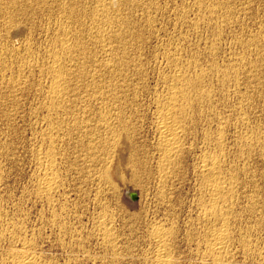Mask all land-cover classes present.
Wrapping results in <instances>:
<instances>
[{"label": "rangeland", "instance_id": "obj_1", "mask_svg": "<svg viewBox=\"0 0 264 264\" xmlns=\"http://www.w3.org/2000/svg\"><path fill=\"white\" fill-rule=\"evenodd\" d=\"M47 1H49V2H47ZM61 1H59V0H45V1L41 0V2H40V0H29V1H27V0H14V2H15L14 3V2H12V0H10V1L9 0H0V70L2 68L0 73H3V74H0V78L4 76L3 79L2 78L0 79L1 80L0 89H2V87H3V89H2L3 92L5 90H7L4 93L0 90V94L2 93V95H3V97L1 95L2 98L0 97V99H2V101L0 100V110L3 108L2 110L4 112L3 113L0 111V117H1L0 118V129H1L0 130V137L2 138V139L0 138V147L3 146L2 148L4 150L6 149L4 151L2 148H0L1 152H2L0 157L3 159L5 157V155H7V154L12 157V158L10 157L12 159V160H10L9 156L7 155L9 159L7 157H5L6 158V159H4L6 162L5 164H4V160L2 161V159H0L1 160L0 164H3L0 166H2V167L4 166V168L2 170L5 173L4 174L2 172L4 174L3 180H2L3 184L1 183V186H0V193H1L0 197H2V199L4 197L3 200L0 198V200H1L0 201V206H1L0 212H2V213H0L2 215V216L0 215V218H2V219H0V221L2 222V223H0V264H20L19 259H22L25 256L28 258H31L34 261V264H157V261H156L157 260V254H159V253H161L163 256H165V258L170 262L169 264H217V263L218 264L219 263L220 264H264V158H263L264 157V77H263V73H262V72H264V66H263L264 65V59H263L264 58V56H263L264 55V48H262V47H264V39H263L264 38V35H263L264 32L262 33V29L264 31V26H262V25H264V0H247L251 4L249 2L247 4L246 0H183V1H181V0H177V1H175V0H171V1L170 0H168V1H165V0L164 1L163 0H151V1L150 0H147V1L143 0L142 1L143 3L141 2V0H132V2L130 4L123 6L124 9H123V7L120 9L122 11V12L120 11V13H123L122 14L123 16H125V15L128 16V17L125 16L127 19H125V17H122V15L120 14L121 15L120 17H122V19H121L122 21H120V23H118V22L115 23L113 21V24L112 23L109 24L111 26L113 25L112 28L113 27L116 28L117 26H119V27H117L118 29L117 28L116 29L113 28V29L117 30V32L119 31L122 34H120L118 32L119 34H117V36L118 35H120V36L113 39L111 42V46L113 45V42H114V45L111 47L112 50H114L116 47L118 48V49L116 48V50H114L112 52L113 57H111V59L114 62L116 61L115 62L116 65H115V67H112L113 69L109 68L107 70H106V68L101 67L102 65L100 66V64L104 61L103 55L100 54L101 53L100 49L102 48V44H100V47H101L100 48V47H97L99 45L95 46L96 44H99V42L93 41V39L95 40V38L93 37L94 33H92L93 29H94L92 26V25H94L93 24L94 21H93V19H91L90 16H92L91 13L96 9V8H94L95 4H97L96 0H95V2H94V0H81V1L79 0L78 2H76L77 0L76 1L70 0L71 2L67 0L69 4H67L66 3L67 1L64 0L65 2H63V4L67 5L69 9L67 8V6H65L63 4L61 5ZM138 1H140V2H138ZM197 1H199V4H201V7L199 6ZM219 1H221L222 3ZM225 1H226V3H224ZM17 2L20 3V7H19V4ZM34 2H37V4H34ZM46 2L48 5L46 4ZM72 2H74L75 4ZM135 2H137L138 4ZM242 2H245V3H242ZM11 3H13V4L11 5ZM50 3L52 5H50ZM70 3L77 5V6L73 8L72 6H74V5H71ZM139 3H140V5H139ZM145 3H147V4L144 5ZM156 3H157V5H156ZM202 3H204V4H202ZM31 4H33L32 6L34 8H32ZM44 4H46V5H44ZM132 4H133V6H132ZM149 4L151 5L152 9L148 8V7H150ZM218 4H219V7H221L224 10H222L221 8L219 9V7H217ZM227 4H228V7H227ZM239 4H240V6H239ZM58 5H61V7L63 9H65V11L61 10L62 8ZM224 5H225V7H222ZM22 6H24V9ZM29 6H31V8ZM48 6H49L48 10L51 13L48 10H46L48 8ZM69 6H71V8H72L71 10H70ZM137 6L139 8H137ZM145 6H146V8H145ZM164 6L167 8H165ZM78 7L80 9H78ZM133 7H136V9ZM156 7L157 8L160 7V9L156 10ZM163 7H164V9H163ZM244 7L246 10H244ZM27 8H29V10ZM128 8L129 9L131 8V10L126 11L125 9H128ZM147 8L151 9L152 11L154 10V13L151 10H148ZM200 8H203V9L201 10ZM213 8H214V11H213ZM67 9H68V11H67ZM74 9H76L77 11ZM137 9H139V10L141 9L140 10L141 13L139 12V10L136 11ZM227 9H229L230 12H228L229 10H227ZM231 9H233V13L231 12L232 11ZM16 10H17V12H16ZM52 10H53V12H52ZM142 10H145V12L143 13ZM146 10L151 12L150 13L147 11V14H146V15H148L150 13L148 16L151 20H148L149 19V18H147L148 16L145 15ZM164 10H165V12H164ZM199 10H201V11H199ZM217 10L219 13L217 12ZM18 11H20V12H18ZM44 11L46 12V14L48 11V14L47 15L42 14V13H45ZM62 11H63V13H62ZM69 11H70V13H69ZM156 11L157 12L159 11V12L157 13ZM160 11H161V13H160ZM175 11H177V12L180 11V12H178V14H177V12H175ZM212 11L215 14L212 13ZM124 12H126V13L124 14ZM134 12H136V13L134 14ZM182 12L183 13L185 12L184 15H182L183 14ZM77 13H79V15L82 14L81 15L82 17L79 15L77 16ZM83 13L85 14L84 16H83ZM169 13H171V14H169ZM179 13H180V15H179ZM210 13H212V14L210 15ZM216 13H218L219 17L217 16ZM223 13H225L226 15ZM139 14L143 15V17H142L143 19H141L142 15L139 17ZM175 14H177V15H175ZM185 14H188V15H186V21L184 22L183 20L185 19L184 18ZM228 14L230 16H227ZM73 15H75V17ZM214 15H215L216 19L213 18ZM9 16L11 18H13V21L11 20V18ZM153 16L154 17L158 16V17L154 18ZM162 16L165 18H163ZM223 16H227V17H223ZM69 17H70V19H72L75 22H73L72 20H69ZM217 17L219 20L217 19ZM66 18H67V20H66ZM123 18H124V21H123ZM144 18H145L146 22L144 21ZM156 18H157V20H156ZM90 19H91L92 23H91ZM220 19H222V20H220ZM131 20L133 22L136 20L137 21H136V23H133V22H131ZM127 21H129V25H130L129 27H127L128 26V23L126 24ZM147 21L149 24L151 22L152 25L151 24H150L151 26L148 25ZM75 23H77V24H75ZM138 23H139V25H138ZM73 24L77 25L78 27L73 25ZM124 24H126L125 27L122 26ZM68 25H70L71 28L70 27L67 28ZM80 25L82 26L81 27L82 29L79 27ZM103 25L106 28V26L108 24L105 26V23H104ZM142 25L144 26V28ZM73 26H74V28H73ZM133 26H134V28H136L134 31H133V29H134ZM260 26L262 27V29L260 28ZM154 27H155V29L152 32L151 30ZM12 28L15 30L16 29L18 30V31L16 30L17 34L15 35L17 37L11 35V34H13V32H15V30L13 31ZM76 28H79L80 30L78 31V29H76ZM128 28H130V29H128ZM138 28H140V29H138ZM148 28L150 29V31L147 30ZM68 29L70 30V32L68 31ZM74 29H76L77 33L75 32ZM110 29H111V27H110ZM115 30H113V31L116 32ZM129 30H131V33L133 32L132 33L133 35H131ZM156 30H157V32H156ZM258 30L261 31V33H262L261 35H263V36H261L259 34L260 32ZM5 31H7V32H5ZM73 31L76 34H74ZM122 31H124V32H122ZM148 31H149V33H148ZM78 32H81V33H79V35H77ZM214 32H215V34L216 33L217 34L214 35ZM218 32H219V35H218ZM67 33H68V35H67ZM69 33L70 34L73 33V34L69 35ZM144 33L146 36L144 35ZM257 33L259 35L258 36L256 35L254 37V35ZM63 34H64V36H63ZM124 34H125V36H124ZM8 35H10V36H8ZM80 35H82V36L80 37ZM121 35H122V37H121ZM126 35H128L130 37L133 36L131 38L133 41L129 39L130 37H128V36L126 37ZM251 35H253V36H251ZM90 37H92V39ZM124 37H126V38H124ZM258 37H259V39H258ZM64 38H66V39H64ZM70 38H71V40H70ZM122 38H123V40H122ZM145 38H147V39H145ZM247 38H249V39H247ZM117 39L120 40V42H122L124 40L126 42H122L121 44H118L119 42L117 41ZM246 39H247V41H246ZM74 40H76V41L80 40L78 42H81V43L77 44V42ZM141 40H143V41L141 42ZM145 40H147V41H145ZM95 41H97V40H95ZM129 41H132V42H129ZM249 41L251 42L250 43L251 45L249 44ZM254 41L255 42L257 41L258 44L260 42L261 43L259 45H255V44H257V42L255 43ZM74 42H76V43H74ZM168 42H170V43H168ZM247 42L250 46L247 44ZM253 42H254V44H253ZM63 43H65V45L67 47L73 46L72 48L70 47L72 49L71 53L75 54V56L79 57V58H75L76 60H74L75 56H73L71 53H69L70 55L73 56L72 57V56L68 55V53H65V50H64L65 45H63ZM66 43H68V44H66ZM136 43H137V45H136ZM244 43L247 45V47L248 46L249 47L245 48L244 46H246V45H244ZM116 44H118V45L116 46ZM129 45L132 47V49ZM80 46H82L84 48L82 49ZM120 46H123L125 51L126 50L127 51L125 52L124 49H123L124 52H122V50L120 51L119 50ZM141 46H143V47H141ZM256 46H258V48L261 51ZM31 47H33V48H31ZM79 47H80V49H79ZM123 47H120V49H122ZM28 48H29V50H28ZM73 48H75V49H73ZM97 48L98 49L100 48L99 49L100 51L96 50ZM136 48H140L139 52H137L138 50ZM176 48H178V50L180 49L179 50L180 53ZM254 48H255V51H254ZM76 49L78 51H75ZM142 49H144V50H142ZM175 49H176V51H175ZM7 50L12 52V53L8 52ZM12 50L15 52L16 55L14 54V52ZM26 50H28V51H26ZM141 50L144 52H142ZM23 51L26 53H24ZM30 51H33V52H30ZM73 51H75V52L73 53ZM79 51L82 52L83 55H82V53L80 54ZM98 51H99V53H98ZM116 51H118V52H116ZM131 51H132V53H131ZM140 51H141V53H140ZM153 51H155V52H153ZM158 51H159V53H158ZM120 52H122V54ZM177 52L179 54H177ZM257 52H259L258 54H260L259 57L263 56V58L261 57L258 59ZM21 53H22V55H20ZM78 53L80 55H82V57L80 55L77 56ZM113 53H115V55ZM116 53H119V54H116ZM127 53H128V55H127ZM136 53H139L140 56H139V54H136ZM170 53L172 56L176 57L177 61L175 60V57H172L171 55H169ZM8 54L9 55L11 54L12 55V56L10 55L11 57L16 56V58H20V59H16V61L19 62V65H18V62L16 63V61L13 60L15 58H10V56ZM90 54H92V55H90ZM96 55L98 58L96 57ZM126 55H127V57H126ZM129 55L130 56L132 55V58L134 57L133 58L134 60ZM166 55L168 57H165ZM68 56H70V57H68ZM100 56L102 57L103 60L101 59ZM115 56H117L118 61L114 60V59H116ZM23 57H24V59H23ZM25 57H28V59L27 58L25 59ZM56 57L60 58V60H61V61L58 60L59 62H61V72L66 71V73L62 72L66 76H64L63 74L61 76V78L64 76L63 77L64 86L66 87V85H69V86H67L68 88L67 87L65 88L66 89L65 93H64L65 95L63 94L64 97L66 95L67 96L64 98V97H62L63 95L62 96L60 95L59 98L60 99L62 98V100L58 99L57 103L54 101L53 95L52 94L50 95V92L52 93L51 88H52L53 83H54L53 82L54 81L53 74H50V73H52L53 70L57 66L55 64ZM119 57H122L121 59H123V61ZM136 57L140 58V59L142 58V59L138 61L136 59ZM252 57L254 58L253 60H252ZM96 58L98 59L97 62H95L97 60ZM105 58L107 59V57H105ZM172 58H174V59H172ZM256 58H257V60H256ZM78 59L80 60V62ZM166 59H167V61L169 60L167 63L171 67L167 65ZM26 60L30 61V63L27 62ZM70 60H72V62ZM249 60H252V61L250 62ZM73 61L75 63L77 62L76 64H78V63L81 64L83 67L81 65L79 66V64L75 65V63ZM89 61H90V63H89ZM131 61L134 62V64ZM171 61H173V62L171 63ZM20 62H22V63L20 64ZM118 62L121 63L122 66H121V64L119 65ZM128 62H129V64H127ZM141 62L142 63L145 62L146 65L143 64V66H142ZM176 62H180L177 64L181 65V67L180 66L179 67L182 69H180L178 67V65L175 64ZM252 62H254V63H252ZM257 62L260 66L257 64ZM11 63L12 64L14 63V64L12 65ZM25 63H26V66L25 65L23 66V64H25ZM27 63H29V65L32 64L34 67L31 65L29 66ZM73 63H74V65H72ZM92 63L94 64V66ZM97 63H98V65H97ZM135 63L137 66L135 65ZM247 63H249V66L247 65ZM37 64H38V66H41L39 68H42V70L39 69L38 66H36L37 68H35V65H37ZM117 64L119 65V67L121 69L119 68V70H118ZM123 64H125V65L123 66ZM130 64H132V66ZM255 64L257 67L254 66ZM6 65H7V67H3ZM20 65H21V67H20ZM69 65L71 66V69L73 67V69H74V70L72 69L73 72L70 69ZM95 65H96V67H95ZM133 65L136 66V67L134 66V72H133ZM138 65L139 66L141 65V67H144V69H142L140 67V69H141V71H140V69L138 68L139 67ZM172 65H173V70L171 71ZM251 65L253 66V68L256 67L253 70H254V72L256 71L257 73H254L252 69H248L249 67L251 68ZM27 66L29 68L33 67V68H31L32 70L27 68ZM45 66L47 68H45ZM65 66H67V67H65ZM78 66H79V68H78ZM113 66H114V64H113ZM183 66H185V67L183 68ZM17 67L20 70L19 69L16 70ZM23 67H25V68L22 69V71H21V68H23ZM80 67H82V68L80 69ZM99 67H100V69H99ZM126 67H127V69H126ZM131 67H132V69L130 70ZM186 67H187V69L189 68L188 69V71L190 70L189 72H187ZM260 67H263V69L262 68L260 69ZM13 68L15 70H11ZM102 68L105 70V72L103 71ZM128 68H129V70H128ZM135 68L139 69V71L138 70L136 71ZM178 68L180 70L184 69V72L188 73V74L187 73L185 74L184 72H183L184 74L182 73L183 74L182 80H184V81L181 80V82L178 84L179 87L177 86L178 88L183 87L186 84L187 80L193 82L189 87L190 90L188 91V92H190L192 90L193 93H191L192 92L191 91L190 92L191 94L188 93V96H191L192 94L193 95L191 97L187 96V100H186V98H184V99L181 98L180 99L181 102H180V100L178 102L179 107H181V104H184L183 106L187 107L188 111L186 110V113L188 112L187 113L188 116H186V117L191 118V120H193V121L190 120V122H189V119L186 120L187 118L185 117V120L187 122L184 120L185 130H184L183 134H185L186 136L182 137V138L184 140L185 139L186 140L184 141L183 139H181L183 142H185V143H181L182 144L181 146H183L181 148L183 149L185 147L184 148L185 151H184V149L183 150L181 149L182 150L181 152L183 153V151H184V154H182L180 152L181 155L177 156V158H178L177 161H179L180 163H178L176 161L175 165L170 167V169H169L170 171L169 170L167 171L168 175L166 176L165 180L169 179V181H171L169 183V181L167 182L165 180L159 181L160 177H161V175H160L161 170L160 171H158V170L160 169L161 158L159 157L160 144H159V138H158L159 134L157 131V122L158 121L157 122H155V121H156V119L158 120V118H159L160 108H162V106L163 105L165 106V104H166L165 101H167V96H169V94L172 90V86L174 85L170 80L172 79V77L175 74L176 75L178 74ZM216 68H219L217 70L218 71L220 70L221 73H220V71L218 72L216 70ZM243 68H245V69H243ZM257 68H259L260 71ZM43 69H44V71H43ZM46 69L47 70L49 69V70L47 71ZM94 69H96V70H94ZM114 69L115 70L117 69V70L115 71ZM125 69L128 70L129 72L130 71L131 72L127 73V71ZM3 70H5L7 73H5V71H3ZM33 70H36V71H33ZM75 70H77V71L79 70V73L76 71L78 76H77L76 72H74ZM100 70H101V73H100ZM223 70H224V72H223ZM248 70H250V71L247 72ZM23 71L25 72L24 73L25 76L23 75ZM32 71L36 72V73H33ZM39 71H41L42 73L44 72V74H42V73L40 74ZM98 71H99V73H98ZM111 71H113V73ZM114 71H115V73H114ZM144 71H145V73H144ZM16 72H18L19 75H18V73L16 74ZM80 72H81V74H83V76L80 74ZM107 72H108V75H107ZM109 72H111L113 75L111 73L109 74ZM117 72L120 74V76H119V74H117ZM122 72L125 75H123ZM135 72L138 75L135 74ZM213 72H215V73L217 72L216 75H215V73L212 74ZM245 72L247 73V75H249L251 77V82H250V78L246 75ZM31 73L33 74L32 76H30ZM48 73H49V76L47 75ZM103 73H105V74H103ZM201 73H203V74L201 75ZM218 73H219V75H218ZM13 74H15L16 77L12 76ZM27 74H30V75L28 76ZM94 74H95V76L96 75H98V76L95 78ZM101 74H103L104 76L102 75V77H101ZM114 74L115 75L117 74V76H119V77L117 78L115 76V78H116L115 79ZM126 74H129L127 76V78L129 77L128 79L125 77ZM141 74L144 75V76H142V78H141V76H139ZM190 74L192 75L191 77H190ZM199 74H200V77H199ZM221 74L224 76L223 78L221 77L222 76ZM225 74H227L226 76L229 77L230 80H228L229 78L225 77ZM235 74H237V75H235ZM253 74L257 75V76L261 75L260 76L261 78L258 76V78L261 79V82ZM17 75L19 77L21 76L19 78V80L17 79L18 78ZM37 75H40V76L38 77ZM43 75H44V77H43ZM121 75H123V76L121 77ZM186 75H188V76L186 77ZM203 75H206V77L204 76L205 77L204 78ZM46 76L49 78L47 79ZM69 76H70V78H69ZM81 76H82V80H80ZM138 76H139V78H138ZM216 76L217 77L219 76L220 78H217L218 79L217 80ZM253 76L256 79H258V81L255 80V78ZM12 77L14 78V81H13ZM197 77H199L200 80L202 78V81H200L201 85L198 81L195 80ZM5 78H6V82H5ZM15 78H16V80H15ZM37 78H39L40 82L38 81V83H37L35 81L36 82L35 83L34 80H38ZM42 78H43V80H42ZM104 78H105V80H103ZM122 78L124 80H122ZM166 78L170 79V80L167 79V80H169V83H167L168 81L166 80ZM235 78H238V79H235ZM10 79L14 83H12L10 81ZM23 79L25 80V82L27 80V83H24ZM83 79H84V82H83ZM96 79H97V81H96ZM99 79H102L105 82L104 83L101 80L102 83L104 84V86L102 85L101 82H98V81H100ZM222 79H224V80L227 79L226 80L227 83ZM8 80L10 82H7ZM120 80H122L123 85L121 84ZM128 80L131 81L132 83L130 82L131 84H128L129 83V82H127ZM252 80H255V81H252ZM18 81L20 84L18 83ZM42 81H45V82L42 83ZM65 81L68 84H66ZM91 81L93 83H91ZM124 81H126L125 83L127 85L124 83ZM228 81H230V82H228ZM77 82H79V83H77ZM220 82H221V84H220ZM1 83L4 86H1ZM23 83H24V85H23ZM50 83H52V84H50ZM70 83H71V86H70ZM74 83H76V85ZM106 83H108V85ZM117 83H119L120 85ZM183 83H184V85H183ZM234 83L237 85H235ZM252 83H254V85ZM258 83H259V86L260 85L262 86V88H260V87H258V85H256ZM5 84H7V86L10 85L9 87L11 90L9 88H7ZM11 84L12 85L14 84L13 85L14 89L11 88L12 87ZM17 84H19V87ZM27 84H28V86H27ZM36 84L38 86H36ZM42 84H43V86H42ZM72 84H74V85L72 86ZM96 84L99 85L98 86L99 88H97ZM196 84H198L197 85L198 87L195 86ZM20 85H21V87H20ZM31 85H33V86H31ZM91 85H92L93 89H92ZM109 85H112V86H109ZM113 85H115V88ZM121 85H122V87H121ZM129 85H131L132 88L128 87ZM248 85L251 86V89H249L250 87L247 88ZM252 85H253V87L257 86V88H254V90H253ZM23 86H25V87L23 88ZM40 86H42V87H40ZM111 87H113V88H111ZM127 87L131 88V91H130V89L127 91L126 90V89H128ZM196 87L198 88L199 91L201 90V92H199ZM5 88H7V89H5ZM15 88L16 89L21 88L19 90V91L22 90V92H20L21 95H19L18 89L16 90ZM26 88H29V89L26 90ZM110 88L113 89L112 92H111ZM91 89H92V91H91ZM101 89H103V90H101ZM104 89L106 91H104ZM108 89H109V91H108ZM119 89L123 90V91L126 90L127 92L124 91V95H123V94H121V91ZM12 90H14V91H12ZM95 90H97V91H95ZM202 90L204 93L202 92ZM250 90H252V91H250ZM9 91H12V92L9 93ZM69 91H72V92H70V94H69ZM93 91L95 94L92 93ZM102 91H103V93H102ZM107 91L109 92L110 97L108 96V93H106ZM123 91H122V93H123ZM90 92L93 95H91ZM96 92L97 93L100 92L102 96L105 95L104 98H102V96L98 95ZM113 92H115V93H113ZM118 92L120 93L119 95H118ZM125 92L129 93V94H126ZM105 93L107 94V97H109V100L106 97ZM194 93L197 94V96H194L195 95ZM205 93H207V95ZM8 94L10 95V97L8 96ZM16 94L20 98L19 97L16 98V96H17ZM114 94H116V95H114ZM5 95H7V96H5ZM48 95L52 96V98H50ZM120 95L123 96L124 98L123 97L120 99L117 98V97H121ZM246 95L249 96L248 98H250L251 101L248 100V98H247V101L245 100V97H247ZM99 96H101V99H99L100 98ZM200 96L204 97V98H200ZM205 96H207V97L205 98ZM12 97H14L15 99ZM111 97L117 98V99H115L116 101L113 100V98H111ZM125 97L129 98L128 101H126L127 98H126V100H124ZM195 97H196V99H195ZM198 97H199L200 101H199ZM225 97H226V99H225ZM4 98H6V99L10 98L13 100H10V99L6 100ZM47 98H48L50 105L54 104V105H52L53 107L49 106ZM92 98H93V100H92ZM193 98H194V100H193ZM210 98L211 99L213 98V100H211ZM242 98L244 100H242ZM52 99H53V102L51 103L50 101ZM188 99H189V102H187ZM107 100H108V102L109 101L112 102V100H113V102H112L113 105L110 102L109 103L105 102ZM4 101H5V103H4ZM59 101H61V103L63 101V104L61 107H63V109L65 111H68L67 113L69 115L66 112H64V110H62V109L60 110L61 107L60 108L58 107L60 105V104L58 105ZM65 101L66 102L68 101L67 105H66ZM87 101H88V103H87ZM90 101L92 103L97 101V102H95V104L97 103L98 105L89 103ZM99 101H100V103H99ZM114 101L117 103V105ZM118 101L120 103H122L119 106H118V104H119ZM192 101L194 103L196 102V105L198 103L197 101H199L200 103H198L199 105L196 106ZM6 102L8 105L6 104ZM10 102L13 104L12 105L13 108L9 105V104H11ZM45 102H47V104H48L46 107H45V105H46ZM210 102H212L211 105H210ZM15 103H16V105H15ZM44 103H45V105H44ZM86 103H87V105L88 104L89 105L85 106ZM107 103L109 104L110 107L108 106ZM124 103H126V106L127 105L128 106L125 107ZM128 103H130V105ZM187 103H189V104H187ZM190 103H192V104H190ZM248 103H249V105H248ZM3 104L7 105L6 110H5L6 105L4 106ZM101 104L103 106L105 105L104 107L107 106L110 109H112V108H113V110L115 109L113 111L114 114H116L120 110V109H118V111H117L116 109L121 108V106H122L123 108H121V111H119L121 113V116L125 112L124 107L127 108V110L125 112L126 114H123L124 116H122V117L119 116L120 120H118L116 122L115 120L118 118L116 116L117 118L116 117L113 118L114 120L112 121V123H114L113 127L115 128L114 132L115 131L117 132L119 130L118 132L120 134L118 132H117L118 134H115L116 132L113 134V133L108 132V131L100 132L104 129L103 126H101V125H103V121H101L103 119L102 116H104L103 112L101 111L104 107H102ZM55 105H57V106L54 108ZM99 105L101 106L102 109H99ZM191 105H193L194 108L196 107L197 109H194L193 106L191 108ZM41 106H44V107H41ZM48 106H49V109L53 108L52 109L53 111H51V109L49 111ZM65 106H67V108H65ZM92 106L94 108H92ZM96 106L98 109L96 108ZM188 106H190V108H188ZM198 106L201 107V108L199 107L201 115L196 114V113H198L197 111L199 110ZM68 107H70V110ZM128 107H130V108L128 109ZM43 108L44 109L46 108V109L44 110ZM56 108H57V110H56ZM85 108H88V110L86 111ZM91 108H92V110L93 109L94 110L92 111ZM54 109L58 112H54ZM83 110L85 113L81 112ZM89 110H91V111H89ZM122 110H123V112H122ZM189 110H190V112H189ZM194 110H196V113L194 112ZM14 111H16V112H14ZM59 111H62V113H60ZM94 111L99 112V113H97V115L100 114L101 116L98 115L100 118L96 117L97 115L94 113ZM100 111H101V113H100ZM5 112L8 114H6ZM10 112H12V114ZM47 112L49 113V115L47 114ZM50 112H52L53 114H51ZM86 112H87V114H86ZM2 113L6 114L5 115L6 118L8 116H11V115L12 116L14 115V116L8 117V120H7L6 118H4L5 116ZM54 113L60 114L61 115V116H59L60 118L59 117L57 118V114H54ZM129 113H131V114L133 113L132 116ZM63 114L66 115L65 116L66 118L63 116ZM88 114L90 116L95 114V115H93L95 117L94 119L99 118L98 120L101 121V122L99 121L101 125H99V122L98 121L96 122V120H94V123H93L92 122L93 116H91V119H92L91 120L90 116ZM127 114H129V115H127ZM202 114H203V116H202ZM51 115H52V117L50 118ZM53 115H54V117L56 115L55 118L58 120L53 118ZM196 115H198L199 117H197ZM204 115L208 116V118L212 116V118L205 121L204 119H207V117L204 118L205 117ZM217 115H218V117H217ZM67 116H69V117H67ZM75 116H76V118L77 117L78 118L73 119L72 117H75ZM191 116L194 118L196 116L199 119H197V118L192 119ZM46 117L50 118V119L49 118H47V119L52 121V122L50 121L52 125L49 124V121L46 119ZM61 117L63 118L62 119L63 123L59 120V119H61ZM81 117H82V119H80ZM221 117L223 120L221 119ZM9 118H10L11 122L14 123V125H13L14 127L10 126L12 124H11ZM123 118H125V119H123ZM126 118L128 120H131V121H132V119H134V120H133V122H131V121L128 122V120ZM226 118H227V122L224 120ZM12 119H13V121H12ZM122 119L125 121L126 124L124 122H122L123 121ZM196 119L199 120V123L201 125L199 123H197ZM211 119L214 120V122L210 121ZM54 120L57 123L59 122L58 125H57V123L53 122ZM87 120H89L91 122L89 123V121H87ZM126 120H127V122H126ZM194 120H196V122ZM220 120L223 122H221ZM46 121H47V124H49L50 126H48L46 124ZM66 121H67L68 125H66ZM81 121H82V125H81ZM86 121H87V123H85ZM120 122L122 123V125L118 124ZM193 122H195V123H193ZM211 122H213L215 125H213V123H211ZM220 122L222 124H219ZM53 123L56 124L57 126L54 125ZM70 123L73 125H71ZM91 123H93V125L95 127ZM95 123L98 124L100 127H102V130H100L101 128L99 126L97 127L95 125ZM7 124H9V125L7 126ZM75 124H78V125H75ZM86 124H87V126H86ZM88 124L89 125L91 124V126H88ZM131 124H134V125L132 126ZM188 124L192 125V126L190 127ZM194 124H195V126H198L197 129H196V127L194 128ZM17 125H19V126H17ZM64 125H66V128ZM114 125H116V126H114ZM126 125L128 126L127 130L129 129V126L132 127V128L130 127L132 129V131H131V129H129L131 131V132L129 131L130 133L127 130L126 131L128 133L125 131ZM9 126H10V129L8 128ZM59 126L64 127L65 130L63 128H60ZM120 126L122 128L125 127L123 132H122L123 129ZM185 126H187V127H185ZM17 127L19 128L18 131H16ZM56 127H58V128H56ZM79 127H81V129ZM88 127H90V128L94 127L93 131ZM96 127H97V129L94 130ZM116 127L118 129H116ZM133 127L134 128L136 127V128L134 129ZM206 127H208V128H206ZM220 127H222L223 129ZM11 128H13V129L15 128L14 129L15 131L12 130ZM42 128L43 129L45 128V130L47 132H50V130H52L54 132L56 129L57 130L60 129L59 131H61L63 129L64 132L63 131L59 132V135L57 134L58 133L57 130L55 131V133L57 134L56 135L57 141L60 138H65V140L60 139V141L62 143H60V141L57 142L56 140H54L52 142V139H54V137H55L54 136L55 133H54V135H52L53 137L48 136L49 133L44 131ZM75 128H78V129H75ZM120 128L122 129L121 131H120ZM187 128L189 129V132H191V130L193 128L196 129V130L193 129L196 133L193 132V130H192L191 133L187 132V134H186V131H188ZM40 129H42V130H40ZM66 129L67 130L69 129V131H71L73 134H77L75 132H78L79 135L80 134L81 135L79 137L78 134L73 135L71 132L68 131V132H66V134H68V137H67V135L65 134V131H67ZM79 129L82 131L81 132L77 131ZM83 129L85 132L83 131ZM221 129L223 131H221ZM218 130H220V131H218ZM4 131L7 133V135H6V133L4 135ZM12 131H13V133H15L14 136H12ZM19 131L21 132V134H19L20 133ZM40 131H41V134H40ZM42 131L44 132V134L46 132L47 135H44L42 133ZM87 131L91 135L96 136V137L94 138L93 136H91L89 134L91 136V138L93 137L92 138L93 140H92L91 138H89V136H86L88 134ZM1 132H3L2 135H1ZM9 132L11 135L8 134ZM38 132H39V134H38ZM86 132H87V134H86ZM91 132H93V133H91ZM98 132L100 133L101 136L99 135ZM107 132L109 134H107ZM223 132H224V136H223ZM122 133H123V135H122ZM124 133H127V134H124ZM188 133H189L190 137L188 136ZM193 133H195V134H193ZM206 133H209L210 135L209 134L206 135ZM16 134L18 136H16V138H15ZM64 134L66 136H61ZM129 134L130 135L133 134V135L129 136ZM191 134H193V135H191ZM220 134H222V135H220ZM37 135H41V136H37ZM83 135L86 136L87 138H89L90 140L87 139L86 137H84ZM98 135H99V139H102V141H100V143H98L99 142ZM108 135L111 137L112 141L109 140L110 138L107 139ZM113 135H116L115 137H117V135H118L121 139L120 142L118 141L119 138L118 137L115 138ZM205 135L207 137H209V139H207V137L204 139ZM8 136L12 139H10ZM20 136H21V138H19ZM25 136H27V137H25ZM46 136H48V138H44ZM58 136H59V138H58ZM112 136L115 139H113ZM122 136H123V138H121ZM124 136H126V138H124ZM132 136H135V137H132ZM218 136H219V138H218ZM5 137L10 139V140H13L14 138L15 139L11 142L10 140L6 139ZM40 137H41V139L43 138V140L39 139ZM74 137H75V139H74ZM105 137L108 141L105 139ZM129 137L132 138V141H131V138H129ZM71 138H73V139H71ZM85 138L88 140V142ZM35 139H36V141H35ZM44 139H48V141L44 140ZM127 139L131 141L133 146H132V144H129L130 142L128 143ZM220 139H223V140H221V142H220ZM251 139H252V141H251ZM1 140L2 141L4 140L3 141L4 143L9 141L7 143L10 145H8L7 143L3 144V142L1 143ZM19 140H22V142ZM68 140L71 142H74V143L76 140V143L75 144L71 143ZM79 140H82V141L79 142ZM113 140L117 141L118 143L117 142L112 143V142H114ZM188 140H189V142H188ZM211 140H213V141H211ZM257 140L259 143L257 142ZM37 141L39 143H37ZM41 141L43 143L48 144V145L42 144ZM64 141L67 143H65ZM93 141L96 143H93ZM105 141H107L106 144H109V145H107L108 147L106 146ZM205 141L209 142L211 144V146L209 143H206ZM217 141H219L220 143L217 144ZM245 141H246V143H245ZM13 142H15V143H13ZM55 142H56V144L58 143L57 145L59 147L57 145H55ZM77 142H79V143H77ZM81 142H83V143H81ZM253 142H254V144L255 143H258V144L253 145ZM40 143H41V145H38ZM101 143H102V145H101ZM134 143H137V146ZM213 143H214V145H212ZM61 144H64L66 147L64 145H61ZM71 144H72V146H71ZM86 144H88V146H92V145H95V146L89 147L92 150L91 151L90 149H88V146ZM103 144L107 148H109V150L111 148H112V150H115L114 152L111 150L113 152V154H115V155L113 156L112 152H110L107 148H105V146H103ZM157 144L159 145V147L157 146ZM219 144H221V145H219ZM222 144L223 145L226 144V145L223 146ZM13 145H15V146H13ZM68 145H70V146H68ZM81 145H82V147L79 148V146H81ZM117 145H119V146H117ZM5 146H7V148ZM10 146L13 147V150L10 149V148H12ZM37 146H39V147L36 148ZM51 146L53 148L57 147L56 149L54 148L55 151H52L53 149L50 148ZM74 146H76V147H74ZM109 146H111V148ZM46 147L49 148L50 150L45 149ZM68 147H70V148H68ZM83 147L86 148V150L87 149L90 150L91 152L89 151L90 153H88L87 152L88 150L87 151L85 149L83 150ZM100 147H102V149H100ZM113 147H115V148L113 149ZM131 147L134 148L135 150L131 149ZM216 147H218L217 150H216ZM221 147H222V149H221ZM33 148H34V152H33ZM74 148L75 149L77 148L80 151L77 149L75 150ZM95 148H97V149L99 148L98 150L100 152ZM104 148L107 150V153L105 152ZM223 148H224V151H223ZM94 149L97 151L96 153H95ZM58 150H60V151L63 150L62 152H64V150H65L66 152L60 154L59 153L60 151L58 152ZM133 150L136 152H134ZM6 151H9V152L7 153ZM14 151H16V152H14ZM44 151H45V153H44ZM93 151L95 154L92 153ZM130 151L131 152L133 151L131 154L134 153L135 156L131 155ZM12 152H14V154ZM35 152H37L38 156L35 154ZM118 152H120V154ZM81 153L83 155H81ZM123 153H125L127 156L125 154L123 155ZM212 153H214V154H212ZM58 154H60V155H58ZM67 154H68V156H67L68 158L66 157ZM104 154H106V155L104 156ZM107 154L110 156L109 159L107 158L108 157ZM219 154L220 155L222 154L225 156H219ZM35 155H36V157H35ZM61 155H62V157H61ZM98 155H100V157H98ZM118 155H119V157H118ZM146 155H148V158L146 157ZM185 155H186V157H184ZM205 155H209L206 158H208V157L212 158L213 157L216 160L218 159L219 161H222V164H223L222 168L223 169L221 170V173L223 174V172H224V174H225V172H226V174H228V175H226V174L225 175L227 176V178L228 177L229 178L227 179L224 174H223L224 176L223 175L222 176L226 178L227 182L228 181L230 182V180L231 181L234 180L235 191L237 189L235 196H237V195L238 196L237 197L234 196L235 198H233V200L231 201L232 205H231V210H230L231 215H232V212H234V213L236 212L237 215H236V213L235 214L233 213L234 215H232V216L228 215V219H230L231 217H234L235 215L236 216L234 219L232 218L233 223L231 222V220H228V225L230 224L231 226L229 225V227H227V225H226L227 228L225 227V229H227V231H229L228 233H230L229 234L231 236L230 239H232L231 241L229 239V241L227 242L228 245H226L225 252L223 251V252H217L216 253V252L208 249L209 244H210L209 242L211 241L209 234H208L209 231L212 229H215V228L219 229L221 225L220 224L217 225V223H215V220H213V219L217 218V214H216V211L214 212V209L210 205V203H208L209 202L207 199L208 195H206L207 193L205 192V187L207 184V180H206L207 178L204 177V175H200L202 173L200 171V168H199L200 165L199 164H201V162L205 159V158H203V157H205ZM45 156H47V157H45ZM57 156H59L58 157L59 159L57 158ZM91 156H94L96 158L91 157ZM103 156L106 159H108V160H106V159L103 160L105 164L100 161L101 157H102V159L104 158ZM129 156L130 157L133 156V157H131V159H130V158H128ZM201 156H202V159H201ZM41 157L46 158L47 160H50V162H51L50 165L52 166V169L55 168L54 170H52V175H53L54 179L57 178L55 180V182L57 181L56 186L58 184V181L60 182L56 188H58L59 186L60 187L58 188V190L55 189L56 191H54L52 193V197H51V194H50V196L48 195V197H45L41 194H38V193H40V189H39L40 188V180H39L40 178L39 177L42 176V171L44 168L43 162L40 161ZM49 157H51V158H49ZM63 157H64V159H62ZM82 157L85 159L84 162L81 161V160H83ZM114 157L116 158V160ZM142 157H144V158H142ZM158 157H159V159H158ZM179 157H181V158H179ZM182 157L185 158L183 160L184 162L182 161V159H183ZM218 157H220V158H218ZM53 158H55L56 160ZM91 158H92V160H91ZM93 158H94V161L96 159V161L94 162L95 164L93 163ZM113 158L115 161L112 160ZM138 158H139V160H138ZM67 159H69V160H67ZM87 159H88V161H91L89 168L92 167L93 171H95V172L98 171L99 174H100V172H102L101 174L104 175V176H101V174H100V176H101L100 180H99V175H97V172L95 175V172H93L92 170H89V168H87V165L89 163L87 161ZM132 159H134L133 160L134 162L132 161ZM179 159H181V160H179ZM220 159H222V160H220ZM53 160H54V163H52ZM97 160H99L98 162H101V164L100 163L97 164ZM128 160H130L131 164L129 163ZM12 161H14V162H12ZM85 161H87L88 163L87 162L85 163ZM81 162H83L82 164L84 166L81 165ZM112 162H113V164H112ZM132 162L135 163L136 165L133 164ZM148 162H149V165H148ZM9 163H11V164L13 163V164L11 165ZM22 163H24V164H22ZM40 163H42V164H40ZM7 164H9V165H7ZM37 164H38V166H40V168H38V170H37L38 166H36ZM45 164H47V163H45ZM93 164H94V166H93ZM129 164H130V166L131 165L132 166L130 167ZM176 164H177V166H176ZM178 164H180L181 167H180V165L178 166ZM222 164H221V166H222ZM70 165H72V167ZM104 165H106V167H104ZM107 165H108V167H107ZM134 165L136 167H134ZM81 166L84 168L81 169ZM101 166H103V167H101ZM118 166H119V168H118ZM144 166L145 167L147 166L146 167L147 169ZM149 166H151V167H149ZM94 167H96V168L99 167L101 169L105 168V169L101 171L98 168L100 170L99 171L96 168L94 169ZM143 167L145 169H143ZM114 168H116V169H114ZM132 168H134L135 170H133ZM157 168H159V169L157 170ZM155 169H156V171H155ZM173 169L174 170L177 169L176 173H175V171H173ZM4 170H6V171L8 170V171L6 172ZM40 170H42L41 173H39ZM107 170L108 171L110 170V171L107 172ZM120 170H121V172H120ZM231 170H232V172H231ZM111 171L113 174L112 176H111ZM132 171H134V172H132ZM149 171H151L152 173H149ZM234 171H236L237 173ZM119 172L122 174L120 175ZM168 172H174V173H171V175L174 174L173 175L174 177L169 176L170 174ZM7 173H9V175H7ZM85 173L88 176L89 175H92V176L88 177L86 175V178H88V179H86ZM136 173H139V174H136ZM229 173L230 174L234 173V175H232V174L230 175ZM56 174H57V176H56ZM105 174L106 175L108 174L107 176H109V177L105 176ZM143 174H144V177H143ZM119 175H120V177H119ZM134 175H136L138 177V179ZM154 175L157 176L158 179ZM95 176H96V178H95ZM232 176H234L235 178L237 177V178L235 179ZM112 177H114L113 180L111 179ZM133 177L136 178L137 180L135 181V179ZM146 177H147V179H146ZM203 177H204V179H203ZM5 178H8V179L4 180ZM91 178H93V179H91ZM37 180H38V182H37ZM97 180H99V181H97ZM101 180H103L104 182L103 181L101 182ZM5 181H6V183H5ZM105 181H107V182H105ZM100 182L103 184H101ZM165 182H167V183H165ZM158 184H159V186H158ZM151 185H153V186H151ZM161 185H164L163 187L165 189H163V187H161ZM201 185H202V187H201ZM2 186H4V187H2ZM37 187H38V189H37ZM157 188H159V189H157ZM160 188H162V190ZM178 188H180V189H178ZM1 190H3V191L5 190L6 193L4 191V195H2L3 191H1ZM36 190L38 192H36ZM158 192H160L161 194ZM202 194L206 195V196L205 195L203 196V199L206 198L205 200L207 202L202 199ZM135 196H136V198H135ZM250 197H252V199H250ZM44 199H45V201H44ZM254 199H256L255 200L256 202L258 201L257 203L255 202L256 206H255V203L253 201ZM249 200H250V202H249ZM251 201H253L252 202L253 204L251 203ZM234 204H235V208L233 207ZM248 204H250V205H248ZM250 206H253V207L251 208ZM256 207H258L259 209ZM246 208L250 209V211L248 212V210ZM253 208H255V209H253ZM251 209H252L253 213H252ZM258 210H259V212H258ZM205 213L206 214L208 213L209 215H211L210 219H209L210 221L205 219V217H204V216H206ZM251 213L253 216L251 215ZM205 223H207V224H205ZM214 223H215V226H214ZM155 228L164 229L163 230L165 232V241L164 242H166V243H164L163 245L158 243L151 236L153 229H155Z\"/></svg>", "mask_w": 264, "mask_h": 264}, {"label": "bare ground", "instance_id": "obj_2", "mask_svg": "<svg viewBox=\"0 0 264 264\" xmlns=\"http://www.w3.org/2000/svg\"><path fill=\"white\" fill-rule=\"evenodd\" d=\"M9 1H10V0H9ZM27 1H29V0H27ZM44 1H45V0H44ZM59 1H61V0H59ZM66 1H67V0H66ZM68 1H70V0H68ZM68 1L66 2L67 4H69ZM75 1H76V0H75ZM75 1H74V2H75ZM78 1H79V0H77L76 2H78ZM80 1H81V0H80ZM142 1H143V0H141V2H142ZM146 1H147V0H146ZM150 1H151V0H150ZM163 1H164V0H163ZM165 1H168V0H165ZM170 1H171V0H170ZM175 1H177V0H175ZM175 1H174V2H175ZM181 1H183V0H181ZM246 1H247V0H246ZM12 2H14V0H12ZM32 2H33V1H32ZM40 2H41V0H40ZM47 2H49V1H47ZM47 2H46V4H47ZM55 2H56V1H55ZM63 2H65V1L62 0V1H61V5L63 4ZM70 2H71V1H70ZM74 2H72V3H74ZM94 2H95V0H94ZM131 2H132V0H96V3H97V4H95V7H94V8H96V9H95L94 11L91 9L93 12L91 13L92 16H90V17H91V19H93V21H94V22H93L94 25H92L94 29H93L92 27H91V28L93 29V32H92V33H94V36H93V37L95 38V40H97V41H95V40L93 39V41H94V42H99V44H96V45H95V46L99 45V46H97V47H100V44H102V48H101V47H100L101 49L99 48L101 51H100L98 48H97L96 50H99V51L101 52L100 54L103 55V57H104V61L100 64V66L102 65L101 67L106 68V70L109 69V68L115 67V65H116V64H115L116 61L114 62V61L111 59V57H113V56H112V52H113L114 50H116V48H117L116 46H117L118 44H121L122 42H126L125 40L122 41V42H120V40L117 39V41H118L119 43L116 44V46H115L116 48H115L114 50L111 49V47L114 45V42H113V45L111 46V42H112V40L115 39V38H117L118 36H120V35L117 36V34H119L120 32L118 31V32H119V33H118L117 30H115V29H116L117 27H119V26H117L116 28L113 27V28H115V29H113V28H112L113 25L111 26V25H109V24H111V23L113 24V21H114L115 23H116V22L120 23V21H122V20H121L122 17H125V16H126V15L123 16V15H122L123 13H120V11H121L120 9H121L123 6L130 4ZM138 2H140V1H138ZM152 2H153V1H152ZM197 2H198V4H199V1H197ZM219 2H221V1H219ZM219 2H218V3H219ZM248 2H249V1H247V4H248ZM251 2H252V1H251ZM14 3H15V2H14ZM17 3H18V2H17ZM38 3H39V2H38ZM135 3H137V2H135ZM142 3H143V2H142ZM148 3H149V2H148ZM164 3H165V2H164ZM171 3H172V2H171ZM183 3H184V2H183ZM215 3H216V2H215ZM221 3H222V2H221ZM221 3H220V4H221ZM224 3H226V1H225ZM227 3H228V2H227ZM229 3H230V2H229ZM242 3H245V2H242ZM249 3H250V2H249ZM252 3H253V2H252ZM8 4H9V3H8ZM12 4H13V3H11V5H12ZM18 4H19V7H20V3H18ZM34 4H37V2H34ZM46 4H44V5H46ZM70 4H71V3H70ZM74 4H75V3H74ZM74 4H71V5H74ZM137 4H138V3H137ZM146 4H147V3H145L144 5H146ZM150 4H151V3H150ZM150 4H149V5H150ZM202 4H204V3H202ZM250 4H251V3H250ZM11 5H10V6H11ZM23 5H24V4H23ZM32 5H33V4H31V6H32ZM38 5H39V4H38ZM47 5H48V4H47ZM50 5H52V4L50 3ZM56 5H57V4H56ZM61 5H58V6L61 7ZM63 5H65V4H63ZM139 5H140V3H139ZM153 5H154V4H153ZM156 5H157V3H156ZM156 5H155V6H156ZM168 5H169V4H168ZM216 5H217V4H216ZM225 5H226V4H225ZM225 5L222 6V7H225ZM230 5H231V4H230ZM230 5H229V6H230ZM241 5H242V4H241ZM13 6H14V5H13ZM15 6H16V5H15ZM31 6H29V7L31 8ZM65 6H67V5H65ZM76 6H77V5H74V6H72V7L74 8V7H76ZM79 6H80V5H79ZM93 6H94V5H93ZM132 6H133V4H132ZM132 6H131V7H132ZM135 6H136V5H135ZM162 6H163V5H162ZM166 6H167V5H166ZM194 6H195V5H194ZM199 6L201 7V4H199ZM202 6H203V5H202ZM207 6H208V5H207ZM220 6H221V5H220ZM239 6H240V4H239ZM22 7H23V9H24V6H22ZM22 7H21V8H22ZM60 7H59V8H60ZM63 7H64V6H63ZM69 7H70V10H71V9H72L71 6H69ZM129 7H130V6H129ZM143 7H144V6H143ZM147 7H148V6H147ZM153 7H154V6H153ZM157 7H158V6H157ZM157 7H156V10H157V9L159 10L161 6H160L159 8H157ZM164 7H165V6H164ZM164 7H163V9H164ZM217 7H219V4H218ZM227 7H228V4H227ZM241 7H242V6H241ZM17 8H18V7H17ZM25 8H26V7H25ZM32 8H34V7L32 6ZM50 8H51V7H50ZM52 8H53V7H52ZM61 8H62V7H61ZM67 8H68V6H67ZM126 8H127V7H126ZM133 8L136 9V7H133ZM137 8H139V7L137 6ZM145 8H146V6H145ZM148 8H151V9H152L151 5H150V7H148ZM148 8H147V9H148ZM165 8H167V7H165ZM198 8H199V7H198ZM198 8H197V9H198ZM209 8H210V7H209ZM220 8H221V7H219V9H220ZM230 8H231V7H230ZM248 8H249V7H248ZM27 9L29 10V8H27ZM39 9H40V8H39ZM48 9H49V6H48V8H47L46 10H48ZM68 9H69V8H68ZM68 9H67V11H68ZM78 9H80V8L78 7ZM123 9H124V7H123ZM151 9H148V10H151ZM192 9H193V8H192ZM200 9L202 10L203 8H200ZM221 9H222V8H221ZM240 9H241V8H240ZM21 10H22V9H21ZM42 10H43V9H42ZM50 10H51V9H50ZM61 10L65 11V9H63V8H62ZM74 10H76V9H74ZM125 10H126V11H127V10H131V8H130V9L128 8V9H125ZM138 10H139V9H137L136 11H138ZM140 10H141V9H140ZM140 10H139V12H140ZM148 10H146L145 15L147 14V11H148ZM169 10H170V9H169ZM201 10H199V11H201ZM222 10H224V9H222ZM227 10H229V9H227ZM231 10H232L231 12L233 13V9H231ZM244 10H246L245 7H244ZM8 11H9V10H8ZM48 11H49V10H48ZM48 11H47V14H48ZM63 11H62V13H63ZM76 11H77V10H76ZM79 11H80V10H79ZM123 11H124V10H123ZM132 11H133V10H132ZM151 11H152V10H151ZM213 11H214V8H213ZM213 11H212V13H214ZM234 11H235V10H234ZM249 11H250V10H249ZM10 12H11V11H10ZM16 12H17V10H16ZM18 12H20V11H18ZM27 12H28V11H27ZM44 12H45V11H44ZM49 12H50V11H49ZM52 12H53V10H52ZM74 12H75V11H74ZM121 12H122V11H121ZM129 12H130V11H129ZM142 12L144 13L145 10H142ZM148 12H150V11H148ZM152 12L154 13V10H153ZM156 12H157V11H156ZM158 12H159V11H158ZM158 12H157V13H158ZM164 12H165V10H164ZM171 12H172V11H171ZM175 12H177V11H175ZM175 12H174V13H175ZM178 12H180V11H178ZM178 12H177V14H178ZM187 12H188V11H187ZM205 12H206V11H205ZM215 12H216V11H215ZM217 12H218V10H217ZM225 12H226V11H225ZM228 12H230V10H229ZM28 13H29V12H28ZM30 13H31V12H30ZM33 13H34V12H33ZM37 13H38V12H37ZM50 13H51V12H50ZM50 13H49V14H50ZM64 13H65V12H64ZM66 13H67V12H66ZM69 13H70V11H69ZM79 13H80V12H79ZM79 13H77V16L79 15ZM81 13H82V12H81ZM125 13H126V12H124V14H125ZM135 13H136V12H134V14H135ZM137 13H138V12H137ZM140 13H141V12H140ZM150 13H151V12H150ZM150 13H149V14H150ZM153 13H152V14H153ZM160 13H161V11H160ZM166 13H167V12H166ZM166 13H165V14H166ZM182 13H183V12H182ZM184 13H185V12H184ZM184 13H183L182 15H184ZM212 13H210V15H211ZM218 13H219V12H218ZM218 13H216L217 16H218ZM239 13H240V12H239ZM42 14L47 15L46 12H45V13H42ZM120 14L122 15V17H120V16H121ZM129 14H130V13H129ZM129 14H128V15H129ZM132 14H133V13H132ZM149 14H148V15H149ZM167 14H168V13H167ZM169 14H171V13H169ZM177 14H175V15H177ZM214 14H215V13H214ZM223 14H225V13H223ZM223 14H222V15H223ZM229 14H230V13H229ZM229 14H228L227 16H230ZM68 15H69V14H68ZM71 15H72V14H71ZM81 15H82V14H81ZM81 15H79V16H81ZM84 15H85V14L83 13V16H84ZM141 15H142V14H141ZM141 15L139 14V17H140ZM148 15H146V16H148ZM156 15H157V14H156ZM163 15H164V14H163ZM179 15H180V13H179ZM182 15H181V16H182ZM186 15H188V14H185V17H184L185 19L182 17V18L184 19V20H183L184 22L186 21ZM225 15H226V14H225ZM231 15H232V14H231ZM65 16H66V15H65ZM73 16L75 17V15H73ZM165 16H166V15H165ZM171 16H172V15H171ZM181 16H180V17H181ZM227 16H223V17H227ZM9 17H10V16H9ZM38 17H39V16H38ZM42 17H43V16H42ZM47 17H48V16H47ZM81 17H82V16H81ZM81 17H80V18H81ZM126 17H128V16H126ZM126 17H125V19H127ZM130 17H131V16H130ZM130 17H129V18H130ZM137 17H138V16H137ZM142 17H143V15L141 16V19H143ZM153 17H154V16H153ZM155 17H158V16H155ZM155 17H154V18H155ZM162 17H163V16H162ZM162 17H161V18H162ZM166 17H167V16H166ZM176 17H177V16H176ZM180 17H179V18H180ZM218 17H219V16H218ZM218 17H217V19H218ZM231 17H232V16H231ZM233 17H234V16H233ZM246 17H247V16H246ZM10 18H11V17H10ZM77 18H78V17H77ZM129 18H128V19H129ZM147 18H149V16H148ZM163 18H165V17H163ZM174 18H175V17H174ZM198 18H199V17H198ZM211 18H212V17H211ZM213 18L216 19V18H215V15L213 16ZM221 18H222V17H221ZM242 18H243V17H242ZM91 19H90V21H91ZM131 19H132V18H131ZM139 19H140V18H139ZM152 19H153V18H152ZM226 19H227V18H226ZM226 19H225V20H226ZM229 19H230V18H229ZM233 19H234V18H233ZM11 20L13 21V18H11ZM66 20H67V18H66ZM69 20H72V19H70V17H69ZM132 20H133V19H132ZM132 20H131V22H133ZM137 20H138V19H137ZM137 20H136V21H137ZM146 20H147V19H146ZM148 20H151V19L149 18ZM153 20H154V19H153ZM156 20H157V18H156ZM159 20H160V19H159ZM218 20H219V19H218ZM218 20H217V21H218ZM220 20H222V19H220ZM223 20H224V19H223ZM240 20H241V19H240ZM72 21H73V20H72ZM78 21H79V20H78ZM123 21H124V18H123ZM136 21H134L133 23H136ZM144 21H145V18H144ZM144 21H143V22H144ZM165 21H166V20H165ZM168 21H169V20H168ZM168 21H167V22H168ZM187 21H188V20H187ZM233 21H234V20H233ZM73 22H75V21H73ZM145 22H146V21H145ZM152 22H153V21H152ZM155 22H156V21H155ZM176 22H177V21H176ZM80 23H81V22H80ZM91 23H92V21H91ZM104 23H105V26L108 24V25H107L108 27L106 26V28H105L104 25H103ZM118 23H117V24H118ZM127 23H128V26H127V27H129V26H130V25H129V21H127L126 24H127ZM139 23H140V22H139ZM139 23H138V25H139ZM171 23H172V22H171ZM231 23H232V22H231ZM75 24H77V23H75ZM75 24H73V25H75ZM117 24H116V25H117ZM126 24H124V25H122V26L125 27ZM130 24H131V23H130ZM143 24H144V23H143ZM147 24L150 25L151 22H150V24H149L148 21H147ZM154 24H155V23H154ZM154 24H153V25H154ZM168 24H169V23H168ZM176 24H177V23H176ZM183 24H184V23H183ZM102 25H103V26H102ZM114 25H115V24H114ZM132 25H133V24H132ZM148 25H147V26H148ZM151 25H152V24H151ZM151 25H150V26H151ZM179 25H180V24H179ZM186 25H187V24H186ZM188 25H189V24H188ZM196 25H197V24H196ZM261 25H262V24H261ZM75 26H77V25H75ZM134 26H135V25H134ZM134 26H133V28H134ZM142 26H143V25H142ZM150 26H149V27H150ZM154 26H155V25H154ZM262 26H264V25H262ZM69 27H70V25H68L67 28H69ZM77 27H78V26H77ZM79 27L81 28L82 26L80 25ZM110 27H111V29H110ZM193 27H194V26H193ZM227 27H228V26H227ZM70 28H71V27H70ZM73 28H74V26H73ZM130 28H131V27H130ZM130 28H128V29H130ZM133 28H132V29H133ZM143 28H144V26H143ZM150 28H151V27H150ZM260 28L262 29L261 26H260ZM12 29H13V28H12ZM18 29H19V28H18ZM65 29H66V28H65ZM76 29H78V31L80 30L79 28H76ZM76 29H74L75 32H76ZM81 29H82V28H81ZM117 29H118V28H117ZM119 29H120V28H119ZM135 29H136V28H134L133 31H134ZM138 29H140V28H138ZM154 29H155V27H154L151 31L153 32ZM224 29H225V28H224ZM10 30H11V29H10ZM14 30H15V29H13V31H14ZM16 30H17V29H16ZM16 30H15V32L12 31L13 34H11V35L15 36V35L17 34ZM66 30H67V29H66ZM113 30H115L117 33L114 32ZM120 30H121V29H120ZM126 30H127V29H126ZM147 30L150 31L149 28H148ZM159 30H160V29H159ZM8 31H9V30H8ZM17 31H18V30H17ZM68 31L70 32L69 29H68ZM142 31H143V30H142ZM149 31H148V33H149ZM238 31H239V30H238ZM258 31H259V30H258ZM5 32H7V31H5ZM65 32H66V31H65ZM89 32H90V31H89ZM122 32H124V31H122ZM129 32L131 33V30H129ZM129 32H128V33H129ZM138 32H139V31H138ZM152 32H151V33H152ZM156 32H157V30H156ZM156 32H155V33H156ZM259 32H260L259 34L261 35L264 31H263V29H262V33H261V31H259ZM8 33H9V32H8ZM18 33H19V32H18ZM73 33H74V31H73ZM73 33H72V34H73ZM76 33H77V32H76ZM76 33H74V34H76ZM79 33H81V32H78L77 35H79ZM128 33H127V34H128ZM132 33H133V32H132ZM132 33H131V35H133ZM139 33H140V32H139ZM139 33H138V34H139ZM145 33H146V32H145ZM145 33H144V35H145ZM148 33H147V34H148ZM174 33H175V32H174ZM6 34H7V33H6ZM72 34L69 33V35H72ZM87 34H88V33H87ZM87 34H86V35H87ZM120 34H122V33H120ZM152 34H153V33H152ZM216 34H217V33H216ZM216 34H215V32H214V35H216ZM232 34H233V33H232ZM259 34H258V33L255 34L254 37H255L256 35L258 36ZM61 35H62V34H61ZM67 35H68V33H67ZM88 35H89V34H88ZM218 35H219V32H218ZM218 35H217V36H218ZM263 35H264V34H263ZM263 35H261V36H263ZM8 36H10V35H8ZM63 36H64V34H63ZM65 36H66V35H65ZM81 36H82V35H80V37H81ZM91 36H92V35H91ZM124 36H125V34H124ZM127 36H128V35H126V37H127ZM139 36H140V35H139ZM139 36H138V37H139ZM145 36H146V35H145ZM145 36H144V37H145ZM155 36H156V35H155ZM251 36H253V35H251ZM15 37H17V36H15ZM75 37H76V36H75ZM121 37H122V35H121ZM126 37H124V38H126ZM128 37H130V36H128ZM132 37H133V36H131L129 39L132 40V39H131ZM152 37H153V36H152ZM220 37H221V36H220ZM259 37H260V36H259ZM259 37H258V39H259ZM71 38H72V37H71ZM71 38H70V40H71ZM76 38H77V37H76ZM90 38L92 39V37H90ZM252 38H253V37H252ZM261 38H262V37H261ZM261 38H260V39H261ZM60 39H61V38H60ZM64 39H66V38H64ZM119 39H120V38H119ZM137 39H138V38H137ZM137 39H136V40H137ZM145 39H147V38H145ZM158 39H159V38H158ZM183 39H184V38H183ZM247 39H249V38H247ZM247 39H246V41H247ZM253 39H254V38H253ZM263 39H264V38H263ZM72 40H73V39H72ZM122 40H123V38H122ZM232 40H233V39H232ZM241 40H242V39H241ZM250 40H251V39H250ZM261 40H262V39H261ZM66 41H67V40H66ZM74 41H76V40H74ZM78 41H80V40H78ZM78 41H76L77 44H78V43L80 44L81 42H78ZM91 41H92V40H91ZM132 41H133V40H132ZM132 41H129V42H132ZM138 41H139V40H138ZM142 41H143V40H141V42H142ZM145 41H147V40H145ZM185 41H186V40H185ZM221 41H222V40H221ZM68 42H69V41H68ZM76 42H74V43H76ZM129 42H128V43H129ZM136 42H137V41H136ZM141 42H140V43H141ZM208 42H209V41H208ZM244 42H245V41H244ZM254 42H255V41H254ZM254 42H253V44H254ZM256 42H257V41H256ZM256 42H255V43H256ZM115 43H116V42H115ZM128 43H127V44H128ZM159 43H160V42H159ZM168 43H170V42H168ZM168 43H167V44H168ZM187 43H188V42H187ZM239 43H240V42H239ZM250 43H251V42L249 41V44H250ZM260 43H261V42H260ZM260 43H259V44H260ZM30 44H31V43H30ZM66 44H68V43H66ZM183 44H184V43H183ZM247 44H248V42H247ZM249 44H248V45H249ZM259 44H258V42H257V44H255V45H259ZM63 45H65V43H63ZM71 45H72V44H71ZM91 45H92V44H91ZM136 45H137V43H136ZM145 45H146V44H145ZM244 45H246V44L244 43ZM250 45H251V44H250ZM250 45H249V46H250ZM261 45H262V44H261ZM28 46H29V45H28ZM60 46H61V45H60ZM129 46H130V45H129ZM134 46H135V45H134ZM139 46H140V45H139ZM184 46H185V45H184ZM249 46H248V47H249ZM253 46H254V45H253ZM253 46H252V47H253ZM29 47H30V46H29ZM52 47H53V46H52ZM54 47H55V46H54ZM65 47H66V48H65ZM65 47H64L65 53H68V55H70L69 53H71V50H72L71 48H72L73 46H72V47H71V46L67 47V46L65 45ZM70 47H71V48H70ZM80 47H81L82 49L84 48V47H82V46H80ZM80 47H79V49H80ZM87 47H88V46H87ZM120 47H123V46H120ZM120 47H119V50H120V51L122 50V52H124V51H125L124 47H123L122 49H120ZM130 47H131V46H130ZM137 47H138V46H137ZM141 47H143V46H141ZM158 47H159V46H158ZM244 47L246 48L247 45L244 46ZM248 47H247V48H248ZM256 47L258 48V46H256ZM259 47H260V46H259ZM25 48H26V47H25ZM31 48H33V47H31ZM31 48H30V49H31ZM34 48H35V47H34ZM62 48H63V47H62ZM125 48H126V47H125ZM198 48H199V47H198ZM242 48H243V47H242ZM262 48H264V47H262ZM55 49H56V48H55ZM73 49H75V48H73ZM117 49H118V48H117ZM123 49H124V51H123ZM128 49H129V48H128ZM131 49H132V47H131ZM134 49H135V48H134ZM134 49H133V50H134ZM136 49L138 50L137 52H139L140 48H136ZM176 49L178 50V48H176ZM176 49H175V51H176ZM258 49H259V48H258ZM258 49H257V50H258ZM28 50H29V48H28ZM28 50H26V51H28ZM32 50H33V49H32ZM133 50H132V51H133ZM142 50H144V49H142ZM142 50H141V51H142ZM179 50H180V49H179ZM179 50H178V51H179ZM259 50H260V49H259ZM7 51H8V50H7ZM12 51H13V50H12ZM17 51H18V50H17ZM53 51H54V50H53ZM75 51H78V50L76 49ZM75 51H73V53H74ZM82 51H83V50H82ZM99 51H98V53H99ZM126 51H127V50H126ZM126 51H125V52H126ZM132 51H131V53H132ZM141 51H140V53H141ZM168 51H169V50H168ZM187 51H188V50H187ZM254 51H255V48H254ZM260 51H261V50H260ZM8 52H10V51H8ZM8 52H7V53H8ZM13 52H14V51H13ZM23 52H24V51H23ZM30 52H33V51H30ZM116 52H118V51H116ZM122 52H120V53L122 54ZM142 52H144V51H142ZM153 52H155V51H153ZM164 52H165V51H164ZM169 52H170V51H169ZM173 52H174V51H173ZM173 52H172V53H173ZM181 52H182V51H181ZM4 53H5V52H4ZM10 53H12V52H10ZM24 53H26V52H24ZM53 53H54V52H53ZM79 53L81 54L82 52L79 51ZM79 53H78V55H77V54H76V55L79 56V55H80ZM158 53H159V51H158ZM179 53H180V51H179ZM179 53L177 52V54H179ZM215 53H216V52H215ZM258 53H259V52H257V54H258ZM262 53H263V52H262ZM5 54H6V53H5ZM5 54H4V55H5ZM14 54H15V52H14ZM28 54H29V53H28ZM30 54H31V53H30ZM32 54H33V53H32ZM61 54H62V53H61ZM71 54H72V53H71ZM113 54L115 55V53H113ZM116 54H119V53H116ZM129 54H130V53H129ZM136 54H139V53H136ZM136 54H135V55H136ZM177 54H176V55H177ZM183 54H184V53H183ZM8 55H9V54H8ZM10 55H11V54H10ZM10 55H9V56H10ZM15 55H16V54H15ZM20 55H22V53H21ZM36 55H37V54H36ZM54 55H55V54H54ZM72 55L75 56V54H72ZM72 55H70V56H72ZM82 55H83V53H82ZM82 55H80V56L82 57ZM90 55H92V54H90ZM123 55H124V54H123ZM127 55H128V53H127ZM127 55H126V57H127ZM141 55H142V54H141ZM167 55H168V54H167ZM167 55H166L165 57H168L169 55H171V53H170L168 56H167ZM259 55H260V54H258V56H257L258 59L261 58V57L263 58V56H264V55H263V56L259 57ZM261 55H262V54H261ZM11 56H12V55H11ZM11 56H10V58H15V59H13V60H15V61H16V59H20V58H16V56H14V57H11ZM40 56H41V55H40ZM55 56H56V55H55ZM55 56H54V57H55ZM57 56H58V55H57ZM70 56H68V57H70ZM73 56H72V57H73ZM93 56H94V55H93ZM117 56H118V55H117ZM117 56H115L116 59H114V58H113V59H114V60H117ZM119 56H120V55H119ZM129 56H130V55H129ZM129 56H128V57H129ZM139 56H140V54H139ZM171 56H172V55H171ZM249 56H250V55H249ZM49 57H50V56H49ZM54 57H53V58H54ZM64 57H65V56H64ZM81 57H80V58H81ZM89 57H90V56H89ZM96 57H97V55H96ZM100 57H101V56H100ZM105 57H107V59H106ZM122 57H123V56H122ZM122 57H119V58L121 59ZM130 57L132 58V55H131ZM141 57H142V56H141ZM172 57H175V56H172ZM239 57H240V56H239ZM255 57H256V56H255ZM21 58H22V57H21ZM26 58L28 59V57H25V59H26ZM32 58H33V57H32ZM75 58H79V57H76V56H75V57H74V60H76ZM93 58H94V57H93ZM93 58H92V59H93ZM97 58H98V57H97ZM97 58H96V59H97ZM124 58H125V57H124ZM131 58H130V59H131ZM133 58H134V57H133ZM133 58H132V59H133ZM142 58H143V57H142ZM142 58H141V59H142ZM23 59H24V57H23ZM43 59H44V58H43ZM88 59H89V58H88ZM101 59H102V57H101ZM120 59H119V60H120ZM136 59H137L138 61L141 60L140 58H137V57H136ZM172 59H174V58H172ZM232 59H233V58H232ZM253 59H254V58L252 57V60H253ZM263 59H264V58H263ZM13 60H12V61H13ZM58 60L61 61L60 58L56 57V59H55V64H56L57 66H56V68L53 70V72L50 73V74H53V77H54V81H53L54 83L51 81V82L53 83V86H52V88H51V89H52V90H51L52 93L50 92V95H51V94L53 95V99H54V101H55L56 103H57V100L60 99L59 96H60V95L62 96V95L65 93V90H66L65 88H66L67 86H69V85H66V87L64 86L63 77L66 76V75H64L62 72L66 73V71H62V72H61V62H59ZM78 60H79V59H78ZM102 60H103V59H102ZM121 60L123 61V59H121ZM124 60H125V59H124ZM128 60H129V59H128ZM128 60H127V61H128ZM133 60H134V59H133ZM133 60H132V61H133ZM175 60H176V57H175ZM175 60H174V61H175ZM236 60H237V59H236ZM244 60H245V59H244ZM252 60H249V61L251 62ZM256 60H257V58H256ZM19 61H20V60H19ZM26 61L30 63V61H28V60H26ZM70 61L72 62V60H70ZM93 61H94V60H93ZM97 61H98V59H97L95 62H97ZM117 61H118V60H117ZM127 61H126V62H127ZM132 61H131V62H132ZM138 61H137V62H138ZM168 61H169V60H168ZM168 61H167V59H166V63H167ZM176 61H177V60H176ZM254 61H255V60H254ZM17 62H18V61H16V63H17ZM22 62H23V61H22ZM22 62H20V64H21ZM41 62H42V61H41ZM71 62H70V63H71ZM73 62H74V61H73ZM79 62H80V60H79ZM172 62H173V61H171V63H172ZM236 62H237V61H236ZM244 62H245V61H244ZM244 62H243V63H244ZM250 62H249V63H250ZM29 63H27V64L29 65ZM63 63H64V62H63ZM74 63H75V62H74ZM74 63H73L72 65H74ZM76 63H77V62H76ZM76 63H75V65H78V64H79V63H78V64H76ZM89 63H90V61H89ZM118 63H119V62H118ZM124 63H125V62H124ZM132 63L134 64V62H132ZM141 63H142V62H141ZM141 63H140V64H141ZM171 63H170V64H171ZM177 63H180V62H176L175 64L178 65ZM231 63H232V62H231ZM245 63H246V62H245ZM249 63H247L248 66H249ZM252 63H254V62H252ZM255 63H256V62H255ZM11 64H12V63H11ZM11 64H10V65H11ZM13 64H14V63H13ZM13 64H12V65H13ZM35 64H36V63H35ZM38 64H39V63H38ZM38 64L35 65V68H37L36 66H38ZM52 64H53V63H52ZM92 64H93V63H92ZM113 64H114V66H113ZM120 64H121V63H119V65H120ZM127 64H129V62H128ZM143 64L146 65L145 62L142 63L141 65L143 66ZM241 64H242V63H241ZM257 64H258V62H257ZM18 65H19V62H18ZM24 65L26 66V63L23 64V66H24ZM30 65L33 66L32 64H30ZM30 65H29V66H30ZM41 65H42V64H41ZM63 65H64V64H63ZM67 65H68V64H67ZM80 65H81V64H79V66H80ZM84 65H85V64H84ZM97 65H98V63H97ZM117 65H118V64H117ZM119 65L117 66V67H118V70H119V68H120ZM124 65H125V64H123V66H124ZM130 65L132 66V64H130ZM135 65H136V63H135ZM135 65H133V72H134V66H135ZM141 65H140V66L138 65V66H139V67H138L139 69H140ZM167 65H168V63H167ZM258 65H259V64H258ZM42 66H43V65H42ZM69 66H70V65H69ZM69 66H68V67H69ZM79 66H78V68H79ZM81 66H82V65H81ZM93 66H94V64H93ZM121 66H122V64H121ZM136 66H137V65H136ZM136 66H135V67H136ZM168 66H170V65H168ZM174 66H175V65H174ZM179 66L181 67V65H178V67H179ZM254 66H256V64H255ZM259 66H260V65H259ZM263 66H264V65H263ZM3 67H7V65H6V66H3ZM8 67H9V66H8ZM12 67H13V66H12ZM12 67H11V68H12ZM15 67H16V66H15ZM18 67H19V66H18ZM18 67H17L16 70L19 69ZM20 67H21V65H20ZM33 67H34V66H33ZM33 67H30V68H29V67L27 66V68H29V69H31V68H33ZM39 67H41V66H38V68H39ZM65 67H67V66H65ZM75 67H76V66H75ZM82 67H83V66H82ZM82 67H80V69H81ZM95 67H96V65H95ZM117 67H116V68H117ZM170 67H171V66H170ZM180 67H179V68H180ZM184 67H185V66H183V68H184ZM256 67H257V66H256ZM256 67H255V68H256ZM24 68H25V67L21 68V71H22V69H24ZM43 68H44V67H43ZM45 68H47V67L45 66ZM45 68H44V69H45ZM50 68H51V67H50ZM78 68H77V69H78ZM141 68L144 69V67H141ZM179 68H178V74H177V75L175 74V75L172 77L171 80H170L169 78H166V80L169 79L174 85L172 86V90H171V92L169 91L170 94H169V96H167V101H165L166 104L164 103L165 106L163 105L162 108H160V110H159L160 114H159V118H158V120L156 119V121H155V122L158 121V122H157V131H158V134H159V135H158V138H159V144H160V149H159V150H160V152H159L160 154H159V157L161 158L160 169L157 168V170L159 169L158 171L161 170V174H160L161 177H160V180H159V181H161V180L164 181V180L166 179V176L168 175V174H167V171L170 169L171 166H174V165H175V162L178 160L177 156H178V155H181V153H182L181 151L185 148V147H184L183 149L181 148V147H183V146H181V145H182L181 143H185V142H183L181 139H183L182 137H185V136H186L185 134H183V132H184V130H185V128H184V120H185V117L188 116V115H187L188 112L186 113L187 107H186V106H183L184 104H181V103H180V104H181V107H179V105H178L179 103H178V102H179V100H180L181 98H182V99L186 98V100H187L188 93H190V92L192 91V90H191L190 92H188V91L190 90L189 87H190V85H191L193 82L187 80V82H186L185 85H184V83H183V85H184V86L182 85L183 87L180 86L181 88H178V87H179L178 84L181 82V80H182V78H183V74L185 73V72H184V69H183V70H180V69H182V68H180V69H179ZM235 68H236V67H235ZM237 68H238V67H237ZM255 68H253V66L251 65V68L249 67L248 69H252V70H253V69H255ZM261 68L263 69V67H260V69H261ZM3 69H4V68H3ZM6 69H7V68H6ZM6 69H5V70H6ZM39 69L42 70V68H39ZM39 69H38V70H39ZM44 69H43V71H44ZM70 69H71V66H70ZM72 69H73V67H72ZM72 69H71V70H72ZM99 69H100V67H99ZM102 69H103V68H102ZM112 69H113V68H112ZM112 69H111V70H112ZM120 69H121V68H120ZM123 69H124V68H123ZM123 69H122V70H123ZM126 69H127V67H126ZM126 69H125V70H126ZM131 69H132V67L130 68V70H131ZM135 69H136V68H135ZM139 69H136V71H137V70L139 71ZM188 69H189V68H188ZM188 69H187V67H186L187 72L190 71V70L188 71ZM217 69H219V68H216V70H217ZM243 69H245V68H243ZM257 69L260 71L259 68H257ZM257 69H256V70H257ZM1 70H2V68H1ZM1 70H0V71H1ZM5 70H3V71H5ZM11 70H15V69L13 68V69H11ZM19 70H20V69H19ZM31 70H32V69H31ZM38 70H37V71H38ZM46 70H47V69H46ZM48 70H49V69H48ZM48 70H47V71H48ZM63 70H64V69H63ZM73 70H74V69H73ZM73 70H72V72H73ZM94 70H96V69H94ZM114 70H115V69H114ZM116 70H117V69H116ZM116 70H115V71H116ZM128 70H129V68H128ZM128 70H126L127 73L129 72ZM172 70H173V65H172L171 71H172ZM186 70H185V71H186ZM3 71H2V72H3ZM33 71H36V70H33ZM33 71H32V72H33ZM47 71H46V72H47ZM68 71H69V70H68ZM76 71H77V70H75L74 72H76ZM103 71L105 72L104 69H103ZM115 71H114V73H115ZM126 71H125V72H126ZM140 71H141V69H140ZM214 71H215V70H214ZM217 71H218V70H217ZM219 71H220V70H219ZM219 71H218V72H219ZM249 71H250V70H248L247 72H249ZM262 71H263V70H262ZM9 72H10V71H9ZM9 72H8V73H9ZM14 72H15V71H14ZM18 72H19V71H18ZM18 72H16V74H17ZM39 72H40V74L42 73L41 71H39ZM46 72H45V73H46ZM77 72L79 73V70H78ZM77 72H76V74H77ZM84 72H85V71H84ZM95 72H96V71H95ZM111 72L113 73V71H111ZM111 72H109V74H110ZM119 72H120V71H119ZM130 72H131V71H130ZM130 72H129V73H130ZM183 72H184V73H183ZM187 72H186V73H187ZM211 72H212V71H211ZM223 72H224V70H223ZM251 72H252V71H251ZM251 72H250V73H251ZM253 72H254V70H253ZM253 72H252V73H253ZM5 73H7V72L5 71ZM12 73H13V72H12ZM19 73H20V72H19ZM19 73H18V75H19ZM24 73H25V72L23 71V75H24ZM27 73H28V72H27ZM33 73H36V72H33ZM96 73H97V72H96ZM98 73H99V71H98ZM100 73H101V70H100ZM112 73H111V74H112ZM122 73H123V72H122ZM144 73H145V71H144ZM144 73H143V74H144ZM182 73H183V74H182ZM186 73H185V74H186ZM191 73H192V72H191ZM214 73H215V72H213L212 74H214ZM216 73H217V72H216ZM216 73H215V75H216ZM220 73H221V71H220ZM227 73H228V72H227ZM245 73H246V72H245ZM254 73H257V72L255 71ZM262 73H263V77H264V72H262ZM262 73H261V74H262ZM0 74H3V73H0ZM21 74H22V73H21ZM42 74H44V72H43ZM62 74H63L64 76L61 78ZM80 74H81V72H80ZM103 74H105V73H103ZM103 74H101V77H102ZM117 74H119V73L117 72ZM117 74H116V75L114 74V78H115V76H116L117 78L120 76V74H119V76H117ZM132 74H133V73H132ZM135 74H137V73L135 72ZM143 74H141V75H139V76H141V78H142V76H144ZM146 74H147V73H146ZM146 74H145V75H146ZM164 74H165V73H164ZM172 74H173V73H172ZM187 74H188V73H187ZM192 74H193V73H192ZM202 74H203V73H201V75H202ZM237 74H238V73H237ZM237 74H235V75H237ZM248 74H249V73H248ZM4 75H5V74H4ZM18 75H17V77H18L17 79L19 80V78H20L21 76L19 77ZM23 75H22V76H23ZM27 75L29 76L30 74H27ZM32 75H33V74L31 73L30 76H32ZM47 75L49 76V73H48ZM69 75H70V74H69ZM71 75H72V74H71ZM74 75H75V74H74ZM81 75L83 76V74H81ZM99 75H100V74H99ZM107 75H108V72H107ZM112 75H113V74H112ZM123 75H125V74L123 73ZM123 75H121V77H122ZM128 75H129V74H126L125 77L127 78ZM137 75H138V74H137ZM137 75H136V76H137ZM215 75H214V76H215ZM218 75H219V73H218ZM221 75H222V74H221ZM226 75H227V74H225V77H227ZM235 75H234V76H235ZM246 75H247V73H246ZM250 75H251V74H250ZM253 75H254V74H253ZM8 76H9V75H8ZM12 76H15V74H13ZM24 76H25V75H24ZM34 76H35V75H34ZM37 76L39 77L40 75H37ZM67 76H68V75H67ZM72 76H73V75H72ZM75 76H76V75H75ZM77 76H78V74H77ZM82 76H81V79H80V80H82ZM84 76H85V75H84ZM94 76H95V74H94ZM97 76H98V75H96L95 78H96ZM103 76H104V75H103ZM109 76H110V75H109ZM131 76H132V75H131ZM139 76H138V78H139ZM184 76H185V75H184ZM187 76H188V75H186V77H187ZM191 76H192V75L190 74V77H191ZM204 76L206 77V75H203V77H204ZM247 76L250 78V82H251V77H250L249 75H247ZM254 76H256V77L258 78L259 75H258V76H257V75H254ZM254 76H253V77H254ZM260 76H261V75H260ZM260 76H259V77H260ZM5 77H6V76H5ZM15 77H16V76H15ZM43 77H44V75H43ZM46 77H47V76H46ZM50 77H51V76H50ZM73 77H74V76H73ZM107 77H108V76H107ZM112 77H113V76H112ZM133 77H134V76H133ZM186 77H185V78H186ZM190 77H189V78H190ZM199 77H200V74H199ZM199 77H197L195 80L198 81V82L200 83V85H201V82H200V81H202V78H201V80H200ZM205 77H204V78H205ZM221 77L223 78L224 76L222 75ZM1 78L3 79L4 76L1 77ZM1 78H0V79H1ZM7 78H8V77H7ZM12 78H13V77H12ZM12 78H11V79H12ZM48 78H49V77H47V79H48ZM69 78H70V76H69ZM69 78H68V79H69ZM109 78H110V77H109ZM126 78H125V79H126ZM128 78H129V77H128ZM128 78H127V79H128ZM185 78H184V79H185ZM189 78H188V79H189ZM192 78H193V77H192ZM214 78H215V77H214ZM217 78H220V77H219V76H218V77L216 76V79H217ZM227 78H229V77H227ZM254 78H255V77H254ZM254 78H253V79H254ZM260 78H261V77H260ZM8 79H9V78H8ZM11 79H10V81L12 82ZM29 79H30V78H29ZM29 79H28V80H29ZM37 79H38V80H34V82L36 81V82L38 83L39 78H37ZM50 79H51V78H50ZM74 79H75V78H74ZM77 79H78V78H77ZM97 79H98V78H97ZM97 79H96V81H97ZM115 79H116V78H115ZM120 79H121V78H120ZM127 79H126V80H127ZM132 79H133V78H132ZM235 79H238V78H235ZM258 79H259V78H258ZM258 79L255 78V80H257V81H258ZM262 79H263V78H262ZM15 80H16V78H15ZM23 80H24V79H23ZM42 80H43V78H42ZM65 80H66V79H65ZM72 80H73V79H72ZM80 80H79V81H80ZM93 80H94V79H93ZM93 80H92V81H93ZM99 80H100V81H98V82H101V83H102V81L105 80V78H104L103 80H102V79H99ZM101 80H102V81H101ZM112 80H113V79H112ZM122 80H124V79L122 78ZM122 80H120V81H121V84H122ZM169 80H167L168 82H167V81H166V82L169 83ZM217 80H218V79H217ZM219 80H220V79H219ZM222 80H224V79H222ZM226 80H227V79H226ZM226 80H224V81L226 82ZM228 80H230V78H229ZM231 80H232V79H231ZM255 80H252V81H255ZM259 80H260V82H261V79H259ZM10 81L8 80L7 82H10ZM13 81H14V78H13ZM21 81H22V80H21ZM29 81H30V80H29ZM66 81H67V80H66ZM66 81H65V82H66ZM76 81H77V80H76ZM92 81H91V83L94 82V81H93V82H92ZM109 81H110V80H109ZM114 81H115V80H114ZM120 81H119V82H120ZM182 81H184V80H182ZM193 81H194V80H193ZM204 81H205V80H204ZM235 81H236V80H235ZM0 82H1V80H0ZM3 82H4V81H3ZM5 82H6V78H5ZM15 82H16V81H15ZM36 82H35V83H36ZM39 82H40V81H39ZM43 82H45V81H42V83H43ZM69 82H70V81H69ZM83 82H84V79H83ZM83 82H82V83H83ZM103 82H104V81H103ZM106 82H107V81H106ZM116 82H117V81H116ZM125 82H126V81H124V83H125ZM127 82H129L128 84H131V83H132V82L129 81V80H128ZM130 82H131V83H130ZM137 82H138V81H137ZM194 82H195V81H194ZM221 82H222V81H221ZM221 82H220V84H221ZM228 82H230V81H228ZM12 83H14V82H12ZM18 83H19V81H18ZM24 83H27V80H26V82H25V80H24ZM24 83H23V85H24ZM29 83H30V82H29ZM52 83H50V84H52ZM77 83H79V82H77ZM82 83H81V84H82ZM104 83H105V82H104ZM199 83H198V84H199ZM226 83H227V82H226ZM254 83H255V82H254ZM254 83H252V84L254 85ZM256 83H257V82H256ZM19 84H20V83H19ZM19 84H17L18 87H19ZM39 84H40V83H39ZM66 84H68V83L66 82ZM74 84L76 85V83H74ZM74 84H72V86H73ZM106 84L108 85V83H106ZM117 84H119V83H117ZM125 84H126V83H125ZM198 84H196L195 86H197ZM217 84H218V83H217ZM223 84H224V83H223ZM234 84H235V83H234ZM241 84H242V83H241ZM5 85H6L7 88L10 89V87H9L10 85H9V86H7V84H5ZM11 85H12V84H11ZM13 85H14V84H13ZM13 85H12L11 88H13ZM21 85H22V84H21ZM21 85H20V87H21ZM40 85H41V84H40ZM96 85H97V84H96ZM102 85L104 86L103 83H102ZM102 85H101V86H102ZM119 85H120V84H119ZM119 85H118V86H119ZM122 85H123V84H122ZM122 85H121V87H122ZM126 85H127V84H126ZM135 85H136V84H135ZM171 85H172V84H171ZM235 85H237V84H235ZM253 85H252V87H253ZM256 85H258V87L262 88L261 85L259 86V83L256 84ZM1 86H4V85H2V83H1ZM25 86H26V85H25ZM25 86H23V88H24ZM27 86H28V84H27ZM31 86H33V85H31ZM36 86H38V85L36 84ZM42 86H43V84H42ZM42 86H40V87H42ZM70 86H71V83H70ZM93 86H94V85H93ZM98 86H99V85H97V88H99ZM103 86H102V87H103ZM109 86H112V85H109ZM109 86H108V87H109ZM113 86H114V88H115V85H113ZM133 86H134V85H133ZM177 86H178V87H177ZM246 86H247V85H246ZM15 87H16V86H15ZM75 87H76V86H75ZM91 87H92V85H91ZM105 87H106V86H105ZM105 87H104V88H105ZM108 87H107V88H108ZM125 87H126V86H125ZM125 87H124V88H125ZM128 87H131V85H129ZM128 87H127V88H128ZM170 87H171V86H170ZM191 87H192V86H191ZM197 87H198V86H197ZM197 87H196V88H197ZM199 87H200V86H199ZM249 87H250V88H249ZM7 88H5V89H7ZM67 88H68V87H67ZM111 88H113V87H111ZM111 88H110V89H111ZM131 88H132V87H131ZM131 88H128V89H126V90L128 91V90L130 89V91H131ZM196 88H195V89H196ZM217 88H218V87H217ZM237 88H238V87H237ZM247 88L251 89V86L248 85ZM254 88H257V86H256V87H253V90H254ZM2 89H3V87H2ZM2 89H0V90L2 91ZM5 89H4V90H5ZM13 89H14V88H13ZM15 89H16V88H15ZM17 89H18V91H19L21 88H20V89L17 88ZM17 89H16V90H17ZM27 89H29V88H26V90H27ZM39 89H40V88H39ZM39 89H38V90H39ZM92 89H93V87H92ZM92 89H91V91H92ZM105 89H106V88H105ZM105 89H104V91L107 90V89H106V90H105ZM120 89H121V88H120ZM120 89H119V90H120ZM122 89H123V88H122ZM208 89H209V88H208ZM10 90H11V89H10ZM26 90H25V91H26ZM42 90H43V89H42ZM46 90H47V89H46ZM49 90H50V89H49ZM97 90H98V89H97ZM97 90H95V91H97ZM101 90H103V89H101ZM119 90H118V91H119ZM126 90H124V91H126ZM197 90H198V88H197ZM257 90H258V89H257ZM6 91H7V90H5L4 92H6ZM12 91H14V90H12ZM12 91H9V93L12 92ZM98 91H99V90H98ZM108 91H109V89H108ZM108 91H107L106 93H108V96H109L110 94H109ZM112 91H113V89H111V92H112ZM115 91H116V90H115ZM120 91H121V94L124 95V91H123V90H120ZM122 91H123V93H122ZM127 91H126V92H127ZM195 91H196V90H195ZM198 91H199V90H198ZM198 91H197V92H198ZM223 91H224V90H223ZM250 91H252V90H250ZM255 91H256V90H255ZM258 91H259V90H258ZM2 92H3V91H2ZM4 92H3V93H4ZM15 92H16V91H15ZM20 92H22V90L19 91V95H21ZM43 92H44V91H43ZM70 92H72V91H69V94H70ZM126 92H125V93H126ZM199 92H201V90H200ZM199 92H198V93H199ZM202 92H203V90H202ZM208 92H209V91H208ZM245 92H246V91H245ZM260 92H261V91H260ZM16 93H17V92H16ZM47 93H48V92H47ZM47 93H46V94H47ZM66 93H67V92H66ZM92 93H94V91H93ZM96 93H97V92H96ZM99 93H100V92H99ZM99 93H97V94H98V95H101V93H100V94H99ZM102 93H103V91H102ZM106 93H105V94H106ZM113 93H115V92H113ZM191 93H193V91H192ZM191 93H190V94H191ZM203 93H204V92H203ZM43 94H44V93H43ZM48 94H49V93H48ZM90 94H91V92H90ZM94 94H95V93H94ZM116 94H117V93H116ZM116 94H114V95H116ZM119 94H120V93L118 92V95H119ZM126 94H129V93H126ZM194 94H195V93H194ZM201 94H202V93H201ZM201 94H200V95H201ZM205 94L207 95V93H205ZM209 94H210V93H209ZM1 95H2V93L0 94V97H1ZM16 95H17V94H16ZM50 95H48V96H49L50 98H52V96H50ZM64 95H65V94H64ZM64 95H63L62 97H64ZM91 95H93V94H91ZM98 95H97V96H98ZM103 95H104V94H103ZM192 95H193V94H192ZM192 95H191V96H192ZM198 95H199V94H198ZM222 95H223V94H222ZM243 95H244V94H243ZM5 96H7V95H5ZM8 96L10 97L9 94H8ZM12 96H13V95H12ZM14 96H15V95H14ZM48 96H47V97H48ZM66 96H67V95H66ZM66 96H65V97H66ZM97 96H96V97H97ZM101 96H102V95H101ZM101 96H99V97H100L99 99H101ZM104 96H105V95H104ZM104 96H102V98H104ZM120 96H121V95H120ZM126 96H127V95H126ZM129 96H130V95H129ZM191 96H188V97H191ZM194 96H197V94H195ZM211 96H212V95H211ZM246 96H247V95H246ZM2 97H3V95H2ZM2 97H1V98H2ZM17 97H19V96L17 95L16 98H17ZM49 97H48V98H49ZM65 97H64V98H65ZM106 97H107V94H106ZM109 97H110V96H109ZM109 97H107L108 100H109ZM122 97H123V96H121V97H117V98L120 99V98H122ZM206 97H207V96H205V98H206ZM208 97H209V96H208ZM231 97H232V96H231ZM248 97H249V96L245 97V100H246V101H247V98H248ZM251 97H252V96H251ZM12 98H14V97H12ZM19 98H20V97H19ZM27 98H28V97H27ZM48 98H47V101H48ZM50 98H49V99H50ZM111 98H113V100L117 99V98H115V97H111ZM123 98H124V97H123ZM126 98H127V97H125L124 100H126ZM200 98H204V97H201V96H200ZM232 98H233V97H232ZM4 99H6V98H4ZM9 99H10V98H7L6 100H9ZM14 99H15V98H14ZM42 99H43V98H42ZM53 99L50 101L51 103L53 102ZM90 99H91V98H90ZM94 99H95V98H94ZM128 99H129V98H127L126 101H128ZM165 99H166V98H165ZM195 99H196V97H195ZM198 99H199V97H198ZM210 99H211V98H210ZM210 99H209V100H210ZM225 99H226V97H225ZM0 100L2 101V99H0ZM10 100H13V99H10ZM16 100H17V99H16ZM60 100H62V98H61ZM65 100H66V99H65ZM92 100H93V98H92ZM92 100H91V101H92ZM95 100H96V99H95ZM108 100L105 101V102H108ZM113 100H112V102H113ZM162 100H163V99H162ZM193 100H194V98H193ZM211 100H213V98H212ZM242 100H244V99L242 98ZM248 100H250V98H248ZM44 101H45V100H44ZM44 101H43V102H44ZM83 101H84V100H83ZM85 101H86V100H85ZM91 101H90L89 103H92ZM101 101H102V100H101ZM103 101H104V100H103ZM115 101H116V100H115ZM115 101H114V102H115ZM119 101H120V100H119ZM119 101H118V102H119ZM160 101H161V100H160ZM199 101H200V99H199ZM199 101H197V102L200 103ZM204 101H205V100H204ZM204 101H203V102H204ZM222 101H223V100H222ZM250 101H251V100H250ZM8 102H9V101H8ZM15 102H16V101H15ZM17 102H18V101H17ZM59 102H60V103H59ZM59 102H58V105H59V104H60V105H59L58 107L60 108V107L62 106V104H63V101H62V103H61V101H59ZM65 102H66V101H65ZM65 102H64V103H65ZM69 102H70V101H69ZM93 102H94V101H93ZM95 102H97V101H95ZM95 102L92 103V104H95ZM109 102L112 103L111 101H109ZM109 102H108V103H109ZM162 102H163V101H162ZM180 102H181V100H180ZM187 102H189V99H188ZM192 102H193V101H192ZM4 103H5V101H4ZM10 103H11V102H10ZM45 103H46V105H45ZM45 103H44V105H45V107H46L48 104H47V102H45ZM48 103H49V101H48ZM56 103H55V104H56ZM67 103H68V101L66 102V105H67ZM87 103H88V101H87ZM87 103L85 104V106H88V105H89V104L87 105ZM99 103H100V101H99ZM108 103H107V104H108ZM115 103H116V102H115ZM159 103H160V102H159ZM193 103H194V102H193ZM198 103H197V105H199ZM211 103H212V102H210V105H211ZM6 104H7V102H6ZM6 104H5V105H6ZM42 104H43V103H42ZM96 104H97V103H96ZM96 104H95V105H96ZM103 104H104V103H103ZM120 104H122V103L119 102L118 106H119ZM124 104H125V107L128 106V105L126 106V103H124ZM128 104L130 105V103H128ZM187 104H189V103H187ZM190 104H192V103H190ZM194 104L196 105V102H195ZM3 105H4V104H3ZM5 105H4V106H5ZM7 105H8V104H7ZM7 105H6V107H5V110H6V108H7ZM9 105L13 108V106H12L13 104H12V103L9 104ZM15 105H16V103H15ZM52 105H54V104H52ZM52 105H50V103H49V106L53 107ZM64 105H65V104H64ZM97 105H98V104H97ZM101 105H102V104H101ZM110 105H111V104H110ZM112 105H113V103H112ZM116 105H117V103H116ZM116 105H115V106H116ZM185 105H186V104H185ZM197 105H196V106H197ZM248 105H249V103H248ZM49 106H48V110L50 111L51 108L49 109ZM56 106H57V105H55L54 108H55ZM104 106H105V105H104ZM104 106L102 105V107H104ZM108 106H109V104H108ZM115 106H114V107H115ZM159 106H160V105H159ZM192 106H193V105H191V108H192ZM200 106H201V105H200ZM200 106H198V109H199ZM238 106H239V105H238ZM1 107H2V106H1ZM8 107H9V106H8ZM11 107H10V108H11ZM41 107H44V106H41ZM41 107H40V108H41ZM106 107H107V106H106ZM106 107H104V108L102 109L101 106L99 105V109H102L101 111H102L103 114H104V116H102L103 119L101 120V121H103V125H101V124H100L101 121L98 120V119L100 118L99 116H101L100 114H98L99 116L97 115V113H99V112H95L96 110L94 111V113L97 115L96 117H99V118H97V119H94L95 117H94L93 115H95V114L91 115V116H93V117H92L93 120L91 119V116H90L89 114H88V115L90 116V119L92 120L93 123H94V120H96V122H97V121H98V122L100 121V122H99V125L103 126V128H104L103 130H102V127H100L98 124L95 123V125H96L97 127L99 126V127L101 128L100 130H102V131H100V132L108 131V132H111V133L114 134L116 131L114 132L115 128L113 127V124H114V123H112V121L114 120L113 118H115L116 116H117L118 118L116 117L117 119H116L115 121L117 122L118 120H120L119 116H121V113H120L119 111H121V108H123V107L121 106V108H117V109H116L117 111H118V109H120V110L117 112L118 114L116 113L117 115L114 114V112H113L115 109H114V110H113V108L110 109V108H109L110 106L107 107V108H106ZM125 107H124V109H125V112H126L127 108H125ZM65 108H67V106H65ZM68 108H69V110H70V107H68ZM83 108H84V107H83ZM89 108H90V107H89ZM92 108H94V107L92 106ZM92 108H91V110H92ZM96 108H97V106H96ZM129 108H130V107H128V109H129ZM158 108H159V107H158ZM188 108H190V106H188ZM193 108H194V106H193ZM200 108H201V107H200ZM208 108H209V107H208ZM217 108H218V107H217ZM232 108H233V107H232ZM2 109H3V108H2ZM2 109L0 110L1 112H3ZM8 109H9V108H8ZM37 109H38V108H37ZM43 109H44V108H43ZM45 109H46V108H45ZM45 109H44V110H45ZM52 109H53V108H52ZM52 109H51V111H53ZM61 109L64 110L63 107H61L60 110H61ZM81 109H82V108H81ZM97 109H98V108H97ZM138 109H139V108H138ZM194 109H197V108L195 107ZM235 109H236V108H235ZM5 110H4V111H5ZM10 110H11V109H10ZM39 110H40V109H39ZM48 110H47V111H48ZM56 110H57V108H56ZM56 110L54 109V112H58V111H56ZM58 110H59V109H58ZM67 110H68V109H67ZM85 110L87 111L88 108H85ZM91 110H89V111H91ZM93 110H94V109H93ZM93 110H92V111H93ZM12 111H13V110H12ZM49 111H48V112H49ZM101 111H100V113H101ZM129 111H130V110H129ZM129 111H128V112H129ZM187 111H188V110H187ZM201 111H202V110H201ZM7 112H8V111H7ZM14 112H16V111H14ZM34 112H35V111H34ZM48 112H47V114L49 115ZM59 112L62 113V111H59ZM64 112L67 113L68 111H65V110H64ZM69 112H70V111H69ZM81 112H84V110L81 111ZM115 112H116V111H115ZM122 112H123V110H122ZM125 112H124L123 114H126ZM134 112H135V111H134ZM139 112H140V111H139ZM189 112H190V110H189ZM194 112L196 113V110H194ZM197 112H198V113H196V114L201 115V113H200V109H199ZM3 113H4V112H3ZM3 113H2V114H3ZM5 113H6V112H5ZM10 113L12 114V112H10ZM10 113H9V114H10ZM50 113L53 114L52 112H50ZM66 113H65V114H66ZM84 113H85V112H84ZM88 113H89V112H88ZM119 113H120V114H119ZM191 113H192V112H191ZM199 113H200V114H199ZM6 114H8V113H6ZM6 114H3V115L5 116ZM11 114H10V115H11ZM54 114H57V113H54ZM67 114H68V113H67ZM67 114H66V115H67ZM77 114H78V113H77ZM86 114H87V112H86ZM90 114H91V113H90ZM103 114H102V115H103ZM123 114H122V116H124ZM129 114H131V113H129ZM129 114H127V115H129ZM132 114H133V113H132ZM132 114H131V116H132ZM192 114H193V113H192ZM231 114H232V113H231ZM66 115L63 114L64 117H65ZM68 115H69V114H68ZM73 115H74V114H73ZM73 115H72V116H73ZM88 115H87V116H88ZM198 115H196V116L199 117ZM7 116H8V115H7ZM11 116H12V115H11ZM11 116H8V117H11ZM13 116H14V115H13ZM13 116H12V117H13ZM59 116H61V115H60V114H57V118H58ZM80 116H81V115H80ZM89 116H88V117H89ZM122 116H121V117H122ZM157 116H158V115H157ZM192 116H193V115H192ZM192 116H191V117H192ZM196 116H195V118H197ZM202 116H203V114H202ZM204 116H205L204 118L207 117V119H204L205 121L208 120V119H210V118H212L211 115H210L211 117H209V118H208V116H206V115H204ZM224 116H225V115H224ZM224 116H223V117H224ZM8 117L6 118V116H5L4 118H6V119L8 120ZM51 117H52V115L50 116V118H51ZM55 117H56V115H55ZM55 117H54V115H53V118H55ZM67 117H69V116H67ZM70 117H71V116H70ZM127 117H128V116H127ZM129 117H130V116H129ZM189 117H190V116H189ZM214 117H215V116H214ZM217 117H218V115H217ZM0 118H1V117H0ZM47 118H49V117H46V119H47ZM50 118H49V119H50ZM59 118H60V117H59ZM65 118H66V117H65ZM72 118L74 119V118H76V116H75V117H72ZM77 118H78V117H77ZM77 118H76V119H77ZM83 118H84V117H83ZM186 118H187L186 120L189 119V122H190L191 118H188V117H186ZM195 118L192 117V119H195ZM23 119H24V118H23ZM31 119H32V118H31ZM55 119H56V118H55ZM62 119H63V118L61 117V119H59V120L62 122ZM70 119H71V118H70ZM80 119H82V117H81ZM86 119H87V118H86ZM86 119H85V120H86ZM123 119H125V118H123ZM123 119H122V120H123ZM126 119H127V118H126ZM197 119H199V118H197ZM197 119H196V120H197ZM219 119H220V118H219ZM221 119H222V117H221ZM9 120H10V118H9ZM21 120H22V119H21ZM47 120H48V119H47ZM56 120H58V119H56ZM67 120H68V119H67ZM122 120H121V121H122ZM127 120H128V119H127ZM127 120H126V122H127ZM133 120H134V119H132V121H131V120H128V122H129V121L133 122ZM186 120H185V121H186ZM196 120H194V121L196 122ZM200 120H201V119H200ZM204 120H203V121H204ZM222 120H223V119H222ZM224 120L227 122V118L224 119ZM12 121H13V119H12ZM48 121H49V124H51L52 121H51V120H48ZM50 121H51V122H50ZM77 121H78V120H77ZM87 121H89V120H87ZM87 121H86L85 123H87ZM115 121H114V122H115ZM191 121H193V120H191ZM205 121H204V122H205ZM210 121H213V122H214V120H212V119H211ZM220 121H221V120H220ZM10 122H11V120H10ZM14 122H15V121H14ZM53 122L57 123L55 120H54ZM74 122H75V121H74ZM90 122H91V121H89V123H90ZM122 122L125 123L124 120H123ZM131 122H130V123H131ZM186 122H187V121H186ZM189 122H188V123H189ZM195 122H193V123H195ZM207 122H208V121H207ZM213 122H211V123H213ZM218 122H219V121H218ZM221 122H223V121H221ZM221 122H220L219 124H222ZM226 122H225V123H226ZM58 123H59V122H58ZM58 123H57V125H58ZM62 123H63V122H62ZM62 123H61V124H62ZM78 123H79V122H78ZM83 123H84V122H83ZM93 123H91V124L93 125ZM191 123H192V122H191ZM191 123H190V124H191ZM197 123H199V120H197ZM11 124H12V125H10V126H13V125H14L13 122H11ZM46 124H47V121H46ZM49 124H47V125L50 126ZM53 124H54V123H53ZM70 124H71V123H70ZM79 124H80V123H79ZM91 124H90V125L88 124V126H91ZM118 124H121V125H122L121 122L118 123ZM125 124H126V123H125ZM128 124H129V123H128ZM128 124H127V125H128ZM199 124H200V123H199ZM207 124H208V123H207ZM209 124H210V123H209ZM242 124H243V123H242ZM244 124H245V123H244ZM4 125H5V124H4ZM8 125H9V124H7V126H8ZM51 125H52V124H51ZM54 125H56V124H54ZM57 125H56V126H57ZM66 125H68V124H67V121H66ZM66 125H64L65 128H66ZM71 125H73V124H71ZM75 125H78V124H75ZM81 125H82V121H81ZM81 125H80V126H81ZM116 125H117V124H116ZM116 125H114V126H116ZM123 125H124V124H123ZM127 125H126V129H125V131L127 130V127H128ZM131 125L133 126L134 124H131ZM185 125H186V124H185ZM188 125H189V124H188ZM188 125H187V126H188ZM197 125H198V124H197ZM200 125H201V124H200ZM213 125H215V124L213 123ZM7 126H6V127H7ZM10 126L8 127L9 129H10ZM15 126H16V125H15ZM17 126H19V125H17ZM83 126H84V125H83ZM86 126H87V124H86ZM86 126H85V127H86ZM93 126H94V125H93ZM187 126H185V127H187ZM189 126L191 127L192 125H189ZM189 126H188V127H189ZM13 127H14V126H13ZM51 127H52V126H51ZM59 127H60V126H59ZM75 127H76V126H75ZM94 127H95V126H94ZM94 127H93V128H94ZM97 127H96L94 130H96ZM117 127H118V126H117ZM117 127H116V129H118ZM120 127H121V126H120ZM123 127H124V126H123ZM130 127H131V126H129V129L132 128V127H131V128H130ZM195 127H196V129L198 128V126H195V124H194V128H195ZM202 127H203V126H202ZM49 128H50V127H49ZM53 128H54V127H53ZM56 128H58V127H56ZM60 128H63V129H64V127H60ZM68 128H69V127H68ZM79 128L81 129V127H79ZM88 128H90V127H88ZM93 128L91 127L90 129L93 131ZM121 128H122V127H121ZM121 128H120V131L123 129V130H122V132H123L125 127L122 128V129H121ZM133 128H134V127H133ZM135 128H136V127H135ZM135 128H134V129H135ZM194 128H193V129H194ZM206 128H208V127H206ZM220 128H222V127H220ZM11 129L14 130L15 128H14V129L11 128ZM16 129H17L16 131H18L19 128L17 127ZM42 129H43V128H42ZM42 129H40V130H42ZM47 129H48V128H47ZM51 129H52V128H51ZM54 129H55V128H54ZM63 129H62L61 131L64 132L65 129H64V130H63ZM75 129H78V128H75ZM80 129L77 130V131H80V132H81L82 130H80ZM86 129H87V128H86ZM129 129L127 130L128 132L130 131ZM187 129H188V128H187ZM187 129H186V130H187ZM190 129H191V128H190ZM193 129H192V130H193ZM196 129H194V130H196ZM222 129H223V128H222ZM222 129H221V131H223ZM0 130H1V129H0ZM7 130H8V129H7ZM29 130H30V129H29ZM37 130H38V129H37ZM43 130L46 131L45 128H44ZM56 130H57V129H56ZM56 130H55V131H56ZM59 130H60V129L57 130V132H58L57 134H58V135H59V132H61V131H59ZM66 130H67V129H66ZM98 130H99V129H98ZM192 130H191V132H192ZM194 130H193V132H195ZM9 131H10V130H9ZM14 131H15V130H14ZM55 131L53 132L52 130H50V132H47V131H46V132L49 133L48 136H52V135H54ZM68 131H69V129H68L67 131H65V134H66V132H68ZM83 131H84V129H83ZM118 131H119V130H118ZM118 131H117V132H118ZM127 131H126V132H127ZM131 131H132V129H131ZM131 131H130V132H131ZM134 131H135V130H134ZM134 131H133V132H134ZM203 131H204V130H203ZM218 131H220V130H218ZM7 132H8V131H7ZM10 132H11V131H10ZM10 132L8 133L9 135H11ZM19 132H20V131H19ZM19 132H18V133H19ZM30 132H31V131H30ZM46 132H45V134H44V132L42 131V133H43L44 135H47ZM69 132H71V131H69ZM84 132H85V131H84ZM87 132H88V131H87ZM87 132H86V134H87ZM108 132H107V134H109ZM117 132H116L115 134H118V133H119V132H118V133H117ZM128 132H127V133H128ZM130 132H129V133H130ZM187 132H189V129H188V131H186V134H187ZM191 132H189V133H191ZM2 133H3V132H1V135H2ZM5 133H6V132L4 131V135H5ZM16 133H17V132H16ZM71 133H72V132H71ZM75 133H77V134L79 135L78 132H75ZM91 133H93V132H91ZM94 133H95V132H94ZM98 133H99V132H98ZM111 133H110V134H111ZM127 133H124V134H127ZM156 133H157V132H156ZM189 133H188V136H189ZM195 133H196V132H195ZM195 133H193V134H195ZM219 133H220V132H219ZM219 133H218V134H219ZM14 134H15V133H13V131H12V136H14ZM19 134H21V132H20ZM24 134H25V133H24ZM38 134H39V132H38ZM40 134H41V131H40ZM57 134L55 133V135H54V136H55L54 139H52V138L50 137V138L52 139V142H53L54 140L57 141V138H56V135H57ZM65 134H64V135H61V136H66V135H67V137H68V134H66V135H65ZM72 134H73V133H72ZM77 134H73V135H77ZM89 134H90V133L88 132V134H87L86 136H89V138H91V136H93V135L90 134V135H91V136H90ZM95 134H96V133H95ZM102 134H103V133H102ZM104 134H105V133H104ZM119 134H120V133H119ZM193 134H191V135H193ZM207 134H209V133H206V135H207ZM6 135H7V133H6ZM22 135H23V134H22ZM22 135H21V136H22ZM80 135H81V134H80ZM80 135H79V137H80ZM84 135H85V134H84ZM84 135H83V136H84ZM96 135H97V134H96ZM99 135H100V133H99ZM99 135H98V140H99V142L97 141L98 143H100V141H102V139H99ZM122 135H123V133H122ZM131 135H133V134H131ZM131 135L129 134V136H131ZM134 135H135V134H134ZM183 135H184V136H183ZM206 135H205L204 139L207 137ZM209 135H210V134H209ZM220 135H222V134H220ZM16 136H18V135L16 134V135H15V138H16ZM21 136H20L19 138H21ZM37 136H41V135H37ZM48 136H46V137H44V138H48ZM69 136H70V135H69ZM86 136H84V137H86ZM100 136H101V135H100ZM102 136H103V135H102ZM105 136H106V135H105ZM113 136L115 137L116 135H113ZM113 136H112V137H113ZM223 136H224V132H223ZM2 137H3V136H2ZM8 137H9V136H8ZM22 137H23V136H22ZM25 137H27V136H25ZM52 137H53V136H52ZM93 137L95 138L96 136H93ZM93 137H92V138H93ZM103 137H104V136H103ZM103 137H102V138H103ZM114 137H113V139H115V138L118 137V138H119L118 141L120 142L121 139H120V137H119L118 135H117V137H115V138H114ZM132 137H135V136H132ZM189 137H190V136H189ZM189 137H188V138H189ZM211 137H212V136H211ZM211 137H210V138H211ZM220 137H221V136H220ZM0 138H1V137H0ZM3 138H4V137H3ZM5 138H6V137H5ZM9 138H10V137H9ZM13 138H14V137H13ZM15 138H14V139H15ZM23 138H24V137H23ZM50 138H49V139H50ZM58 138H59V136H58ZM82 138H83V137H82ZM82 138H81V139H82ZM86 138H87V137H86ZM86 138H85V139H86ZM89 138H87V139H89ZM92 138H91V139H92ZM108 138H110L109 140L112 141V140H111V137H110L109 135L107 136V139H108ZM121 138H123V136H122ZM124 138H126V136H124ZM129 138H131V137H129ZM129 138H128V139H129ZM218 138H219V136H218ZM224 138H225V137H224ZM242 138H243V137H242ZM1 139H2V138H1ZM6 139H8V138H6ZM10 139H12V138H10ZM10 139H8V140H10ZM14 139H13V140H14ZM39 139H41V137H40ZM60 139H64V140H65V138H60ZM60 139H59L57 142H59ZM69 139H70V138H69ZM71 139H73V138H71ZM74 139H75V137H74ZM87 139H86V140H87ZM105 139H106V137H105ZM105 139H104V140H105ZM107 139H106V140H107ZM128 139H127V140H128ZM133 139H134V138H133ZM207 139H209V137H207ZM207 139H206V140H207ZM211 139H212V138H211ZM216 139H217V138H216ZM216 139H215V140H216ZM4 140H5V139H4ZM4 140H3V141H4ZM13 140H10V141L12 142ZM41 140H43V138H42ZM44 140H47V141H48V139H44ZM66 140H67V139H66ZM86 140H85V141H86ZM89 140H90V139H89ZM92 140H93V139H92ZM94 140H95V139H94ZM96 140H97V139H96ZM116 140H117V139H116ZM134 140H135V139H134ZM183 140H184V139H183ZM185 140H186V139H185ZM185 140H184V141H185ZM218 140H219V139H218ZM221 140H223V139H220V142H221ZM3 141L1 140V143H2ZM19 141L22 142V140H19ZM35 141H36V139H35ZM49 141H50V140H49ZM68 141H69V140H68ZM73 141H74V140H73ZM80 141H82V140H79V142H80ZM85 141H84V142H85ZM107 141H108V140H107ZM107 141H105V144L107 143ZM113 141H114V142H112V143L117 142V141H115V140H113ZM131 141H132V138H131ZM131 141L128 140V143L130 142L129 144H132ZM211 141H213V140H211ZM230 141H231V140H230ZM236 141H237V140H236ZM238 141H239V140H238ZM251 141H252V139H251ZM7 142H9V141H7ZM7 142H5V143H7ZM24 142H25V141H24ZM41 142H42V141H41ZM44 142H45V141H44ZM50 142H51V141H50ZM52 142H51V143H52ZM64 142H65V141H64ZM69 142H71V141H69ZM79 142H77V143H79ZM87 142H88V140H87ZM103 142H104V141H103ZM103 142H102V143H103ZM121 142H122V141H121ZM126 142H127V141H126ZM188 142H189V140H188ZM205 142H206V143H209V142H207V141H205ZM220 142L217 141V144L220 143ZM257 142H258V140H257ZM5 143L3 142V144H5ZM13 143H15V142H13ZM37 143H39V142L37 141ZM60 143H62V142L60 141ZM60 143H59V144H60ZM65 143H67V142H65ZM71 143H74V142H71ZM75 143H76V140H75ZM75 143H74V144H75ZM81 143H83V142H81ZM91 143H92V142H91ZM93 143H96V142L93 141ZM102 143H101V145H102ZM110 143H111V142H110ZM117 143H118V142H117ZM117 143H116V144H117ZM215 143H216V142H215ZM223 143H224V142H223ZM245 143H246V141H245ZM258 143H259V142H258ZM258 143H255V144L257 145ZM3 144H2V145H3ZM7 144H8V143H7ZM11 144H12V143H11ZM21 144H22V143H21ZM42 144H46V143H43V142H42ZM52 144H53V143H52ZM57 144H58V143H57ZM57 144H56V142H55V145H57ZM120 144H121V143H120ZM125 144H126V143H125ZM134 144H136V146H137V143H134ZM209 144H210V143H209ZM255 144H254V142H253V145H255ZM8 145H10V144H8ZM38 145H41V143L38 144ZM46 145H48V144H46ZM55 145H54V146H55ZM61 145H64V144H61ZM61 145H60V146H61ZM78 145H79V144H78ZM78 145H77V146H78ZM86 145L88 146V144H86ZM91 145H92V144H91ZM96 145H97V144H96ZM107 145H109V144H106V146H107ZM111 145H112V144H111ZM123 145H124V144H123ZM188 145H189V144H188ZM204 145H205V144H204ZM212 145H214V143H213ZM219 145H221V144H219ZM219 145H218V146H219ZM222 145H223V144H222ZM225 145H226V144H225ZM225 145H223V146H225ZM247 145H248V144H247ZM13 146H15V145H13ZM35 146H36V145H35ZM43 146H44V145H43ZM52 146H53V145H52ZM52 146H51L50 148L53 149L52 151H55V149H56L57 147H56V148L54 147V148H55V149H54ZM57 146H58V145H57ZM64 146H65V145H64ZM68 146H70V145H68ZM71 146H72V144H71ZM93 146H95V145L88 146V149H90L89 147H93ZM103 146H105V145L103 144ZM103 146H102V147H103ZM106 146H105V148L108 147V146H107V147H106ZM114 146H115V145H114ZM117 146H119V145H117ZM130 146H131V145H130ZM132 146H133V144H132ZM157 146L159 147L158 144H157ZM210 146H211V144H210ZM215 146H216V145H215ZM223 146H222V147H223ZM249 146H250V145H249ZM249 146H248V147H249ZM2 147H3V146H2ZM2 147H0V148H2ZM5 147L7 148V146H5ZM8 147H9V146H8ZM10 147H12V146H10ZM33 147H34V146H33ZM38 147H39V146H37L36 148H38ZM40 147H41V146H40ZM58 147H59V146H58ZM65 147H66V146H65ZM74 147H76V146H74ZM80 147H82V145L79 146V148H80ZM102 147H100V149H102ZM109 147L111 148V146H109ZM125 147H126V146H125ZM134 147H135V146H134ZM145 147H146V146H145ZM222 147H221V149H222ZM250 147H251V146H250ZM250 147H249V148H250ZM60 148H61V147H60ZM68 148H70V147H68ZM77 148H78V147H77ZM77 148H76V149H77ZM105 148H104V149H105ZM114 148H115V147H113V149H114ZM118 148H119V147H118ZM118 148H117V149H118ZM137 148H138V147H137ZM139 148H140V147H139ZM192 148H193V147H192ZM217 148H218V147H216V150H217ZM219 148H220V147H219ZM224 148H225V147H224ZM224 148H223V151H224ZM243 148H244V147H243ZM252 148H253V147H252ZM2 149H3V148H2ZM10 149L13 150V147L10 148ZM21 149H22V148H21ZM21 149H20V150H21ZM23 149H24V148H23ZM30 149H31V148H30ZM40 149H41V148H40ZM45 149H49V148L46 147ZM45 149H44V150H45ZM74 149H75V148H74ZM76 149H75V150H76ZM81 149H82V148H81ZM84 149L86 150V148L83 147V150H84ZM88 149H87V150H88ZM95 149H97V148H95ZM95 149H94V150H95ZM98 149H99V148H98ZM98 149H97V150H98ZM107 149L109 150V148H107ZM121 149H122V148H121ZM131 149H134V148L131 147ZM181 149H182V150H181ZM221 149H220V150H221ZM3 150H4V149H3ZM5 150H6V149H5ZM5 150H4V151H5ZM24 150H25V149H24ZM37 150H38V149H37ZM49 150H50V149H49ZM60 150H61V149H60ZM60 150H58V152H59ZM65 150H66V149H65ZM65 150H64V152H62V151H63V150H62V151H60L59 153H60V154H61V153H65V152H66ZM70 150H71V149H70ZM77 150H79V149H77ZM87 150H86V151H87ZM90 150H91V149H90ZM90 150H88L87 152L90 153V152L92 151V150H91V151H90ZM111 150H112V148H111L109 151H110V152H112V151L114 152V151H115V150H112V151H111ZM134 150H135V149H134ZM134 150H133V151H134ZM136 150H137V149H136ZM159 150H158V151H159ZM188 150H189V149H188ZM218 150H219V149H218ZM46 151H47V150H46ZM56 151H57V150H56ZM79 151H80V150H79ZM89 151H90V152H89ZM98 151H99V150H98ZM102 151H103V150H102ZM116 151H117V150H116ZM119 151H120V150H119ZM133 151H132V152H133ZM184 151H185V149H184ZM184 151H183L182 154H184ZM202 151H203V150H202ZM223 151H222V152H223ZM6 152L8 153L9 151H6ZM14 152H16V151H14ZM14 152H12V153L14 154ZM17 152H18V151H17ZM33 152H34V148H33ZM37 152H38V151H37ZM37 152H35L36 155H37ZM49 152H50V151H49ZM67 152H68V151H67ZM74 152H75V151H74ZM83 152H84V151H83ZM87 152H86V153H87ZM96 152H97V151L95 150V153H96ZM99 152H100V151H99ZM105 152L107 153V150H106V149H105ZM113 152H112V155L114 156L115 154H113ZM132 152L130 151V154H131ZM134 152H136V151H134ZM138 152H139V151H138ZM180 152H181V153H180ZM187 152H188V151H187ZM219 152H220V151H219ZM1 153H2V152H1V149H0V156H1ZM4 153H5V152H4ZM28 153H29V152H28ZM44 153H45V151H44ZM46 153H47V152H46ZM79 153H80V152H79ZM92 153H94V151H93ZM95 153H94V154H95ZM115 153H116V152H115ZM118 153L120 154V152H118ZM125 153H126V152H125ZM125 153H123V155H124ZM179 153H180V154H179ZM209 153H210V152H209ZM209 153H208V154H209ZM220 153H221V152H220ZM224 153H225V152H224ZM5 154H6V153H5ZM47 154H48V153H47ZM60 154H58V155H60ZM84 154H85V153H84ZM94 154H93V155H94ZM98 154H99V153H98ZM109 154H110V153H109ZM128 154H129V153H128ZM130 154H129V155H130ZM136 154H137V153H136ZM138 154H139V153H138ZM212 154H214V153H212ZM2 155H3V154H2ZM7 155H8V154H7ZM7 155H5V157L8 158L9 155H8V156H7ZM11 155H12V154H11ZM29 155H30V154H29ZM36 155H35V157H36ZM49 155H50V154H49ZM54 155H55V154H54ZM56 155H57V154H56ZM63 155H64V154H63ZM81 155H83V154L81 153ZM81 155H80V156H81ZM91 155H92V154H91ZM105 155H106V154H104V156H105ZM112 155H111V156H112ZM125 155H126V154H125ZM131 155H134V153L131 154ZM186 155H187V154H186ZM186 155H185L184 157H186ZM203 155H204V154H203ZM203 155H202V156H203ZM15 156H16V155H15ZM37 156H38V155H37ZM41 156H42V155H41ZM51 156H52V155H51ZM67 156H68V154L66 155V157H67ZM89 156H90V155H89ZM94 156H95V155H94ZM94 156H91V157H94ZM96 156H97V155H96ZM104 156H103V157H104ZM107 156H108L107 158L109 159L110 156H109L108 154H107ZM116 156H117V155H116ZM126 156H127V155H126ZM134 156H135V155H134ZM136 156H137V155H136ZM202 156H201V159H202ZM207 156H209V155H205V157H203V158H205V159L201 162V164H199V165H200L199 168H200V171H201V173H202V174H200V175H204V177L207 178V179H206V180H207V184H206V187H205V192H206L207 194H206V193H205V194L208 195V198H207L208 201H209L208 203H210V205H211V206L213 207V209H214V212L216 211V214H217V218H216V219H213V220H215V223H217V225H218V224L221 225L219 229H218V228H217V229L215 228V229H212V230L209 231L208 234H209V237H210V240H211V241H210V242L208 241V242L210 243L208 249H210L211 251H214V252H216V253H217V252H223V251L225 252L226 245H228L227 242L229 241V239H230V237H231V236L229 235L230 233H228L229 231H227V229H225V227H226V225H227V227H229L230 224L228 225V220H231V222H232L233 219L235 218V216L237 215V213L235 212L236 215H235L234 217H231V218L229 217L230 219H228V215H231V211H230V210H231V205H232V204H231V201L233 200V198H235V197L238 196V195L235 196V195H236V191H237V189H236V191H235V187H234V184H235V183H234V180H232L233 182H232L231 180H230V182H229V181L227 182V180H226L227 176H226V175H228V174H226V172H225L226 175H225L224 172H223V174L226 176V178L223 177L224 175L221 173V170L223 169V168H222V167H223L222 161H219L218 159L216 160V159H214L213 157H212V158H210V157L206 158ZM210 156H211V155H210ZM216 156H217V155H216ZM219 156H225V155H222V154L220 155V154H219ZM5 157H4L3 159L0 157V159H2V161H3L4 159H6ZM10 157H11V156H9V158H10ZM13 157H14V156H13ZM35 157H34V158H35ZM43 157H44V156H43ZM45 157H47V156H45ZM55 157H56V156H55ZM58 157H59V156H57V158H58ZM61 157H62V155H61ZM84 157H85V156H84ZM87 157H88V156H87ZM98 157H100V155H98ZM98 157H97V158H98ZM118 157H119V155H118ZM131 157H133V156H131ZM131 157L129 156L128 158L131 159ZM146 157L148 158V155H146ZM159 157H158V159H159ZM214 157H215V156H214ZM9 158H8V159H9ZM11 158H12V157H11ZM11 158H10V160H12ZM39 158H40V157H39ZM39 158H38V159H39ZM49 158H51V157H49ZM67 158H68V157H67ZM79 158H80V157H79ZM82 158H83V157H82ZM94 158H96V157H94ZM94 158H93V163L96 161V159H95V161H94ZM114 158H115V157H114ZM114 158H113L112 160H114ZM142 158H144V157H142ZM179 158H181V157H179ZM182 158H183V157H182ZM215 158H216V157H215ZM218 158H220V157H218ZM263 158H264V157H263ZM14 159H15V158H14ZM14 159H13V160H14ZM36 159H37V158H36ZM53 159H55V158H53ZM58 159H59V158H58ZM62 159H64V157H63ZM88 159H89V158H88ZM88 159H87V161H88ZM100 159H101V160H100ZM100 159H99V160H100L101 162L104 163L103 160L106 159V158L104 157V158L102 159V157H101ZM108 159H106V160H108ZM184 159H185V158H183L182 161H183ZM222 159H223V158H222ZM222 159H220V160H222ZM10 160H9V161H10ZM15 160H16V159H15ZM26 160H27V159H26ZM51 160H52V159H51ZM55 160H56V159H55ZM67 160H69V159H67ZM84 160H85V159L83 158V160H81V161L84 162ZM91 160H92V158H91ZM99 160H97V164H99V163L101 164V162H98ZM115 160H116V158H115ZM115 160H114V161H115ZM120 160H121V159H120ZM133 160H134V159H132V161H133ZM138 160H139V158H138ZM142 160H143V159H142ZM145 160H146V159H145ZM145 160H144V161H145ZM179 160H181V159H179ZM40 161L43 162L44 168H43V171H42V170L39 171V173H41V171H42V176L39 177V178H40V179H39V180H40V188H39V189H40V193H38V194H41V195H43V196H45V197H48V195L50 196V194H51V197H52V193H53L54 191L58 190V188L60 187V186H59L58 188H56L60 182L58 181V184H57V186H56V182H57V181L55 182V180H56L57 178L54 179V177H53V175H52V170H54L55 168L52 169V166L50 165V164H51L50 160H47L46 158H42V157H41ZM87 161H85V163H86ZM110 161H111V160H110ZM114 161H113V162H114ZM128 161H129V163H130V160H128ZM144 161H143V162H144ZM158 161H159V160H158ZM182 161H181V162H182ZM0 162H1V160H0ZM10 162H11V161H10ZM12 162H14V161H12ZM35 162H36V161H35ZM83 162H81V165H82V166H84V165L82 164ZM88 162H89V163H88ZM88 162H87L88 165L86 164V165H87V168H89V165H90V162H91V161H88ZM108 162H109V161H108ZM113 162H112V164H113ZM125 162H126V161H125ZM133 162H134V161H133ZM133 162H132V163H133ZM136 162H137V161H136ZM145 162H146V161H145ZM145 162H144V163H145ZM177 162L180 163L179 161H177ZM183 162H184V161H183ZM248 162H249V161H248ZM5 163H6V162H5V160H4V164H5ZM45 163H47V164H45ZM52 163H54V160H53ZM115 163H116V162H115ZM115 163H114V164H115ZM141 163H142V162H141ZM196 163H197V162H196ZM223 163H224V162H223ZM9 164H11V163H9ZM9 164H7V165H9ZM12 164H13V163H12ZM12 164H11V165H12ZM18 164H19V163H18ZM22 164H24V163H22ZM40 164H42V163H40ZM40 164H39V165H40ZM57 164H58V163H57ZM64 164H65V163H64ZM71 164H72V163H71ZM94 164H95V163H94ZM94 164H93V166H94ZM104 164H105V163H104ZM107 164H108V163H107ZM117 164H118V163H117ZM130 164H131V163H130ZM130 164H129V166H130ZM133 164H135V163H133ZM142 164H143V163H142ZM183 164H184V163H183ZM221 164H222V166H221ZM257 164H258V163H257ZM0 165H3V164H0ZM55 165H56V164H55ZM102 165H103V164H102ZM108 165H109V164H108ZM108 165H107V167H108ZM135 165H136V164H135ZM135 165H134V167H136ZM148 165H149V162H148ZM148 165H147V166H148ZM179 165H180V164H178V166H179ZM184 165H185V164H184ZM224 165H225V164H224ZM5 166H6V165H5ZM36 166H38V164H37ZM57 166H58V165H57ZM57 166H56V167H57ZM70 166L72 167V165H70ZM70 166H69V167H70ZM82 166H81V169L84 168V167H82ZM97 166H98V165H97ZM129 166H128V167H129ZM131 166H132V165H131ZM131 166H130V167H131ZM139 166H140V165H139ZM141 166H142V165H141ZM147 166H146V167H147ZM151 166H152V165H151ZM151 166H149V167H151ZM176 166H177V164H176ZM176 166H175V167H176ZM1 167H2V166H0V186H1V183L3 182V181H2V180H3V175L5 174V173L3 172V170H2V169L4 168V166H3L2 168H1ZM8 167H9V166H8ZM21 167H22V166H21ZM73 167H74V166H73ZM101 167H103V166H101ZM104 167H106V165H104ZM144 167H145V166H144ZM144 167H143V169L146 168V167H145V168H144ZM180 167H181V165H180ZM6 168H7V167H6ZM6 168H5V169H6ZM38 168H40V166L37 167V170H38ZM85 168H86V167H85ZM95 168H96V167H94V169H95ZM98 168H99V167H97L96 169H98ZM118 168H119V166H118ZM173 168H174V167H173ZM224 168H225V167H224ZM231 168H232V167H231ZM7 169H8V168H7ZM27 169H28V168H27ZM81 169H80V170H81ZM99 169L102 171V170H104L105 168H104V169L99 168ZM99 169H98V170H99ZM109 169H110V168H109ZM114 169H116V168H114ZM132 169L135 170L134 168H132ZM137 169H138V168H137ZM146 169H147V168H146ZM149 169H150V168H149ZM153 169H154V168H153ZM8 170H9V169H8ZM8 170H7V171H8ZM77 170H78V169H77ZM86 170H87V169H86ZM86 170H85V171H86ZM89 170H92V167H90ZM89 170H88V171H89ZM100 170H99V171H100ZM110 170H111V169H110ZM110 170H109V171H110ZM176 170H177V169H176ZM176 170L173 169V171H175V173H176ZM183 170H184V169H183ZM232 170H233V169H232ZM232 170H231V172H232ZM4 171H6V170H4ZM7 171H6V172H7ZM92 171H93V170H92ZM109 171L107 170V172H109ZM129 171H130V170H129ZM136 171H137V170H136ZM155 171H156V169H155ZM169 171H170V170H169ZM171 171H172V170H171ZM223 171H224V170H223ZM2 172H3L4 174H3ZM10 172H11V171H10ZM83 172H84V171H83ZM83 172H82V173H83ZM93 172H95V171H93ZM96 172H97V175H99V180H100L101 176H104V175H102V174H101L102 172H100V174H101V176H100V174L98 173V171H96ZM96 172H95V175H96ZM117 172H118V171H117ZM120 172H121V170H120ZM120 172H119V173H120ZM132 172H134V171H132ZM198 172H199V171H198ZM234 172H236V171H234ZM103 173H104V172H103ZM147 173H148V172H147ZM147 173H146V174H147ZM149 173H152V172L149 171ZM168 173L170 174L169 176H173V175H174V174L171 175V173H174V172H168ZM227 173H228V172H227ZM236 173H237V172H236ZM83 174H84V173H83ZM89 174H90V173H89ZM92 174H93V173H92ZM114 174H115V173H114ZM121 174H122V173H120V175H121ZM136 174H139V173H136ZM156 174H157V173H156ZM180 174H181V173H180ZM229 174H230V173H229ZM231 174H232V173H231ZM231 174H230V175H231ZM7 175H9V173H7ZM40 175H41V174H40ZM40 175H39V176H40ZM86 175H87V174L85 173V178H86ZM107 175H108V174H107ZM107 175L105 174V176H107ZM109 175H110V174H109ZM112 175H113V174H112V171H111V176H112ZM115 175H116V174H115ZM120 175H119V177H120ZM147 175H148V174H147ZM158 175H159V174H158ZM160 175H159V176H160ZM176 175H177V174H176ZM182 175H183V174H182ZM222 175H223V176H222ZM232 175H234V173H233ZM255 175H256V174H255ZM56 176H57V174H56ZM87 176H88V175H87ZM89 176L91 177L92 175H89ZM89 176H88V177H89ZM122 176H123V175H122ZM122 176H121V177H122ZM134 176H136V175H134ZM154 176H155V175H154ZM159 176H158V177H159ZM183 176H184V175H183ZM197 176H198V175H197ZM5 177H6V176H5ZM7 177H8V176H7ZM36 177H37V176H36ZM107 177H109V176H107ZM114 177H115V176H114ZM114 177H112L111 179L113 180ZM119 177H118V178H119ZM143 177H144V174H143ZM152 177H153V176H152ZM155 177L157 178V176H155ZM173 177H174V176H173ZM177 177H178V176H177ZM204 177H203V179H204ZM230 177H231V176H230ZM232 177H234V176H232ZM95 178H96V176H95ZM102 178H103V177H102ZM133 178H134V177H133ZM136 178L138 179L137 176H136ZM136 178H134L135 181L137 180ZM149 178H150V177H149ZM169 178H170V177H169ZM228 178H229V177H228ZM228 178H227V179H228ZM234 178H235V177H234ZM236 178H237V177H236ZM236 178H235V179H236ZM7 179H8V178H5L4 180H7ZM37 179H38V178H37ZM86 179H88V178H86ZM91 179H93V178H91ZM134 179H133V180H134ZM146 179H147V177H146ZM157 179H158V178H157ZM157 179H156V180H157ZM171 179H172V178H171ZM230 179H231V178H230ZM232 179H233V178H232ZM99 180H97V181H99ZM122 180H123V179H122ZM237 180H238V179H237ZM31 181H32V180H31ZM35 181H36V180H35ZM92 181H93V180H92ZM102 181H103V180H101V182H102ZM110 181H111V180H110ZM120 181H121V180H120ZM157 181H158V180H157ZM165 181L168 182L169 179H168V180H165ZM37 182H38V180H37ZM101 182H100V183H101ZM103 182H104V181H103ZM105 182H107V181H105ZM167 182H165V183H167ZM170 182H171V181H169V183H170ZM244 182H245V181H244ZM5 183H6V181H5ZM98 183H99V182H98ZM137 183H138V182H137ZM158 183H159V182H158ZM2 184H3V183H2ZM101 184H103V183H101ZM107 184H108V183H107ZM109 184H110V183H109ZM112 184H113V183H112ZM159 184H160V183H159ZM159 184H158V186H159ZM183 184H184V183H183ZM6 185H7V184H6ZM204 185H205V184H204ZM4 186H5V185H4ZM4 186H2V187H4ZM151 186H153V185H151ZM158 186H157V187H158ZM163 186H164V185H161V187H163ZM174 186H175V185H174ZM235 186H236V185H235ZM256 186H257V185H256ZM6 187H7V186H6ZM6 187H5V188H6ZM34 187H35V186H34ZM201 187H202V185H201ZM201 187H200V188H201ZM236 187H237V186H236ZM5 188H4V189H5ZM37 189H38V187H37ZM55 189H56V190H55ZM157 189H159V188H157ZM160 189L162 190V188H160ZM163 189H165V188L163 187ZM178 189H180V188H178ZM5 190H6V189H5ZM5 190H4V191H5ZM161 190H160V191H161ZM1 191H3V190H1ZM4 191H3V194H2V195H4ZM34 191H35V190H34ZM158 191H159V190H158ZM166 191H167V190H166ZM201 191H202V190H201ZM36 192H38V191L36 190ZM164 192H165V191H164ZM164 192H163V193H164ZM175 192H176V191H175ZM234 192H235V193H234ZM5 193H6V191H5ZM32 193H33V192H32ZM158 193H160V192H158ZM165 193H166V192H165ZM201 193H202V192H201ZM203 193H204V192H203ZM0 194H1V193H0ZM54 194H55V193H54ZM160 194H161V193H160ZM205 194H204V195H205ZM237 194H238V193H237ZM41 195H40V196H41ZM155 195H156V194H155ZM166 195H167V194H166ZM204 195L202 194V199H203V196H204ZM206 195H205V196H206ZM43 196H42V197H43ZM164 196H165V195H164ZM234 196H235V197H234ZM257 196H258V195H257ZM5 197H6V196H5ZM255 197H256V196H255ZM0 198L2 199V197H0ZM135 198H136V196H135ZM161 198H162V197H161ZM3 199H4V197H3ZM3 199H2V200H3ZM49 199H50V198H49ZM164 199H165V198H164ZM205 199H206V198H205ZM205 199H203V200H205ZM250 199H252V197H250ZM8 200H9V199H8ZM50 200H51V199H50ZM168 200H169V199H168ZM203 200H202V201H203ZM235 200H236V199H235ZM235 200H234V201H235ZM255 200H256V199L253 200L254 203L256 202ZM0 201H1V200H0ZM44 201H45V199H44ZM46 201H47V200H46ZM205 201H206V200H205ZM253 201H251V203H252ZM8 202H9V201H8ZM49 202H50V201H49ZM177 202H178V201H177ZM206 202H207V201H206ZM236 202H237V201H236ZM249 202H250V200H249ZM257 202H258V201H257ZM257 202H256V203H257ZM233 203H234V202H233ZM256 203H255V206H256ZM252 204H253V203H252ZM2 205H3V204H2ZM248 205H250V204H248ZM257 206H258V205H257ZM0 207H1V206H0ZM233 207L235 208V204L233 205ZM250 207L252 208L253 206H250ZM258 207H259V206H258ZM258 207H256V208H258ZM234 208H233V209H234ZM248 208H249V207H248ZM2 209H3V208H2ZM233 209H232V210H233ZM246 209H247V208H246ZM253 209H255V208H253ZM258 209H259V208H258ZM0 210H1V209H0ZM247 210H248V212L250 211V209H247ZM247 210H246V211H247ZM246 211H245V212H246ZM251 211H252V209H251ZM254 211H255V210H254ZM258 212H259V210H258ZM0 213H2V212H0ZM233 213H234V212H232V215L235 214V213H234V214H233ZM252 213H253V211H252ZM252 213H251V215H252ZM205 214H206V213H205ZM247 214H248V213H247ZM256 214H257V213H256ZM0 215H1V214H0ZM232 215H231V216H232ZM239 215H240V214H239ZM1 216H2V215H1ZM210 216H211V215H209V214L207 213L206 216H204V217H205L206 220H209V219H210ZM252 216H253V215H252ZM237 217H238V216H237ZM202 218H203V217H202ZM232 218H233V219H232ZM256 218H257V217H256ZM0 219H2V218H0ZM211 219H212V218H211ZM236 219H237V218H236ZM236 219H235V220H236ZM203 220H204V219H203ZM206 220H205V221H206ZM213 220H212V221H213ZM209 221H210V220H209ZM212 221H211V222H212ZM231 222H230V223H231ZM235 222H236V221H235ZM0 223H2V222L0 221ZM215 223H214V226H215ZM232 223H233V222H232ZM205 224H207V223H205ZM205 226H206V225H205ZM230 226H231V225H230ZM202 227H203V226H202ZM227 227H226V228H227ZM161 228H162V227H161ZM161 228H155V229H153V232H152V235H151V236L154 238V240H156L158 243H160V244L163 245L164 243H166V242H164V241H165V232L163 231L164 229H161ZM213 228H214V227H213ZM228 230H229V229H228ZM207 232H208V231H207ZM109 237H110V236H109ZM207 238H208V237H207ZM166 240H167V239H166ZM231 240H232V239H230V241H231ZM229 243H230V242H229ZM165 246H166V245H165ZM161 247H162V246H161ZM227 247H228V246H227ZM162 248H163V247H162ZM210 250H209V251H210ZM214 254H215V253H214ZM19 261H20V262H19L20 264H34V261H33L31 258H28V257H26V256L23 257L22 259H19ZM156 261H157V264H169V263H170V262L165 258V256H163L161 253L157 254V260H156ZM223 263H224V262H223ZM217 264H218V263H217ZM219 264H220V263H219Z\"/></svg>", "mask_w": 264, "mask_h": 264}]
</instances>
